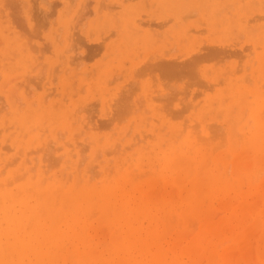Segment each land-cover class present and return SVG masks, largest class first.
I'll use <instances>...</instances> for the list:
<instances>
[{"label":"rangeland","instance_id":"1","mask_svg":"<svg viewBox=\"0 0 264 264\" xmlns=\"http://www.w3.org/2000/svg\"><path fill=\"white\" fill-rule=\"evenodd\" d=\"M18 1H20V0H17V2H15V0H1V2H0V6H1V8H0V25H2V26H0L1 28H0V30L2 31V36L1 37H3V36H5V35H7L8 34V38L6 37V38H4L3 39V41H0V43L2 42V44H0V52H2L1 54H3V55H1L0 54V58H2V60H0V84L2 83V81L4 80V78L3 77H5L6 76V78H5V80H6V82H8L9 81V79L11 80L12 78L14 79V81H13V79L11 80V81H9L8 83H6L7 85H4V86H8V87H5V88H7L8 90L10 89V90H12V94H13V96L16 94L17 95V97H16V95H15V97H13L14 99H12L10 96H9V94L7 95V93L5 94V92H8L6 89H4V93H2L1 91H0V96L1 97H4L5 95H7L8 97H10L11 98V100L14 102H16V101H20L21 103H19L20 105L21 104H27V103H30V104H33V103H35V105L37 104V106H39V104H38V102H42V103H44L45 104V106H47V105H49V103H51V104H54L56 101H58L60 98H61V102L62 101H64L65 102V100H66V102L67 103H63V104H65V106H67L68 107V105H69V107L68 108H71V109H68V110H64L65 108H64V105H63V107H62V105L60 104H58L57 102H56V104H58L57 105V108L56 109H58V107L59 106H61L60 108L62 109V108H64V109H60V111L58 110V113L57 114H49L50 116V118L49 117H47L46 116V120H48V123H47V121H44L43 119H44V115L41 117V119H42V121L40 122V126L38 127L39 129H33V128H37V125H35V126H33L31 129H33L34 131H33V133H32V130H31V132H30V130L29 129H27V130H23L22 128H20V126L17 124V123H14V125L12 124L13 122L11 121V111H12V109H11V107L9 106V104H8V100L6 99L7 98V96L6 97H4V98H2L1 99V97H0V106L2 107V109L4 110H1L0 112V125H1V123H2V125L0 126V128L2 129V128H4L3 126H5L6 124V122L4 123V118H6L7 116V119H8V123H7V125H8V128H9V130L7 131V133H6V131L5 130H3V131H1L0 132V144H2V146L0 145V151H2L1 150V147H2V149H4V151H2V152H4V154L6 155V156H8L9 157V155H10V153L9 154H6V153H8V152H10V150H11V152H12V150H13V152H12V154L13 153H15L14 152V149L17 151V150H19L20 149V147L21 148H23L22 150H19V151H17V153H15L16 155V157H14L13 155H12V159H13V157H14V159L16 158V159H18L17 157H18V155H19V159L21 160V162H19V159H18V162L20 163V165L21 166H23V163H22V161L24 160L25 161V157H26V155L27 154H25L26 153V151L28 150V148H32L33 147V150L32 151H34L35 152V154H34V152H29L30 151V149L28 150V152H29V154H28V160H27V162L29 161V163L30 162H32L31 163V165L30 164H27V165H25V163H24V165L25 166H28V165H30V167L31 166H33V164L36 162V160H38L36 163H38L39 165L41 164V166H43L44 167V170H46L47 168H48V170H46L45 172H47L48 174H49V176H52L53 177V175H54V180H56V179H58V177L60 176L61 177V174L63 173V174H66V175H63V176H65V178H66V180L67 181H70V180H72V182H73V180L75 179V178H73V176H76L77 177V174H79V176L77 177V179H80V178H82V176H84V175H86V173H87V169L89 170L90 168V171H88V172H90V176L92 177V183H95V182H97V184L98 183H104V182H106L107 180L108 181H117L118 179V181H119V183H121V185H122V182L123 181H125V179L124 178H126V177H124L125 175H127V177L129 176V177H131V173L129 174L128 173V171L126 172V170H129L130 171V169H132V167L134 166V163H135V166L134 167H136L137 166V163H138V165H140V166H138L137 167V169H133L134 171H132V173H137L140 177H138L137 178V176H136V179H134V177L133 176H135L136 174H134V175H132V177H133V179H132V177L130 178L131 180H132V182L130 181V179L127 181V182H125V184L124 185H126V186H124V187H127L126 189H127V191L129 190L130 192L131 191H133L132 192V194H134V196H132V194L130 193L129 194V196H128V198H126L125 200L126 201H128L129 203H131V206L134 204V200H135V202H137V198L136 197H140L139 195H140V192L141 193H145L144 191L145 190H148V192L146 191V193L145 194H147L148 193V195L149 194H151V192L153 193L155 190V193L154 194H156L155 196H157L158 195V197H152V196H154V194L151 196V198L155 201V200H158L157 201V203L159 202V203H161V201H162V203H161V206L159 205L158 207H155V208H153V209H150V212L148 211V212H144V211H140V213L141 212H144L143 214H144V216L143 215H141V214H139V216H138V218H139V221H138V218H137V220L133 223V225H135L136 226V223L138 224L137 225V228H138V230H137V232L138 233H136V235H139V232H140V236H142V237H144L143 239L146 241H139V240H143L142 239V237H140L141 239H139L137 236V240L139 241V242H137L138 243V245L136 244V246H133V245H128V246H130V247H128L127 248V245L123 248V249H120L119 248V246L117 247V248H115L116 246H112V242H111V237H110V232L108 233V231H107V233L105 232V227H106V225H110V226H112L113 225V223H108V222H105V223H103V222H101L100 220H99V218H100V216H101V212H99V213H97V215H95L96 213H94V215H92V211L94 210V209H92V211H90V213L86 216L87 217V219H88V222L90 223V224H93L92 225V230H91V228H89V229H87V234H88V236L92 239H90L89 237L87 238V240H90V242H88L89 244V247H88V249H90L91 250V253H95V258H97V259H94V258H92L91 259V261L89 262V264H91V262H92V264H121V262H120V260H122V261H126L127 259H128V261H127V263H122V264H144V262H145V264H155L156 262L154 261L156 258H155V256H156V254H157V257L158 256H160L159 255V251H162L161 253H163L162 254V256L161 257H163V258H161L160 260H162V264H177L178 262V264H199V262H200V260L202 261V262H200V264H264V258H262V256L264 257V255H262L264 252V212L262 211V209L264 210V170H262L264 167H263V164H264V161L262 162V161H260L261 163H258V161L256 162V156H257V153L254 151V149H252V148H246V147H244V145H242V142L246 139V138H248V136L250 135V132L249 131H251V130H253L254 131V129H258L257 128V126L256 125H258L257 123H256V121H257V117L254 119L252 116L255 114V112L257 111V113L259 112H261L262 114H261V116L260 117H264V110H263V108H264V104H263V101H264V99H263V101L261 100L260 101V99H258V98H261V93L259 92V90H261L263 93H264V87H261L262 85L264 86V55H263V52H264V40L263 41H259V37H262V38H264V0H229V2L227 1V0H224V3H226V4H223V2H222V4L224 5H222L221 4V0H219V2H218V0H171L172 2H168V1H170V0H147L146 2H145V0H105V2L103 1V0H46L47 2H44V0H21L20 2H18ZM32 1H33V4H32ZM35 1V2H34ZM94 1V2H93ZM101 1H103L102 3H100ZM110 1V3L111 4H109L108 2ZM205 1V2H204ZM223 1V0H222ZM234 1V2H233ZM240 1H241V3H240ZM252 1V2H251ZM5 2V3H4ZM9 2H10V4H9ZM37 2V3H36ZM191 2V3H190ZM203 2V3H202ZM238 2V3H237ZM243 2V3H242ZM256 2H258L256 5H255V3ZM259 2H262V5H260L261 3H259ZM14 3V5H12ZM15 3H18V4H15ZM20 3V4H19ZM62 5H61V4ZM116 4L117 3V6L118 7H116L115 5H112V4ZM146 3L148 4V6H146ZM218 3H220V4H218ZM236 3V4H235ZM251 3H253V5L251 4ZM22 4V5H21ZM49 4H50V6H49ZM102 4V7H100L102 10H100V8L98 7V6H100ZM105 4H107V5H105ZM207 4H209V5H212L214 8H218V9H215V14H211V12H208V11H206V9H205V7H204V5H207ZM229 4V5H228ZM251 4V5H250ZM4 5V6H3ZM8 5V6H7ZM10 5H12V6H14L13 7V9L11 8V6ZM18 7H17V6ZM35 5V6H34ZM51 5H54V6H52L53 7V9H52V7H51ZM58 5H60L59 7H58ZM70 5V6H69ZM109 5H112V10H111V7L109 6ZM153 5V6H152ZM225 5H227V6H225ZM238 5V6H237ZM19 6H21V7H19ZM25 6V7H24ZM80 6H82V7H80ZM220 6V7H219ZM230 8H229V7ZM253 6V8H254V10H252V7ZM4 7V9H3V12H4V17H2V15H3V12H2V8ZM6 7V8H5ZM40 8V10H38L37 8ZM51 7V8H50ZM69 7V8H68ZM86 7V8H85ZM159 7V8H158ZM197 7V8H196ZM224 7L225 8H227V9H225L224 10ZM260 7H261V9H262V7H263V12H262V10L260 9ZM9 8V9H8ZM57 8V9H56ZM97 8L100 10H97ZM186 8V9H185ZM194 8L195 9H197V14L195 13V15H197V16H189V18H186L187 19V21H185L184 19V16H185V14H187L186 12L187 11H190L191 12V10H194ZM16 9V10H15ZM50 9V10H49ZM80 9V11L78 12V10ZM83 9H84V12H83ZM203 9V10H202ZM221 9V10H220ZM11 10V11H10ZM12 10H13V12H12ZM31 10V11H30ZM54 10V11H53ZM86 10V11H85ZM202 10V11H201ZM217 10L219 11V13H217ZM222 10H224L223 12H222ZM21 11V12H20ZM56 11V12H55ZM99 11V12H98ZM152 11V12H151ZM184 11V12H183ZM259 11L261 12V13H259ZM8 12H9V14H8ZM17 12V13H16ZM23 12V13H22ZM42 12H44V13H42ZM51 12V13H50ZM67 12V13H66ZM80 12H82L81 14H80ZM192 12H196V11H192ZM232 14H230V13ZM248 12V13H247ZM12 13V14H11ZM46 13H47V15L48 16H46ZM88 15H87V14ZM11 14V15H10ZM19 14V15H18ZM84 14H85V16H84ZM146 16V17H144V15ZM190 14V13H189ZM192 14V13H191ZM220 14V15H219ZM241 14V15H240ZM255 14L257 15L258 14V16H255ZM10 15V16H9ZM23 16V17H20V16ZM39 15V16H38ZM44 15V16H43ZM55 15V16H54ZM142 15H143V17H142ZM149 15V16H148ZM188 15V14H187ZM186 15V16H187ZM194 15V14H193ZM7 16V17H6ZM28 18H27V17ZM31 16H34V18L33 19H35L34 20V22H33V19L31 20L30 19V17ZM37 16V17H36ZM54 17V19L52 20V18ZM82 16L84 17L83 19H82ZM181 16H183V17H181ZM206 16V17H205ZM214 16H216V17H214ZM254 16V17H253ZM260 16H262L261 18L262 19H259L260 18ZM20 17V18H19ZM39 17V18H38ZM41 17V18H40ZM43 17V18H42ZM45 17V18H44ZM48 17V18H47ZM86 17V18H85ZM100 17V18H99ZM140 19L139 21H138V23H137V21H136V19H138V18ZM206 19H205V18ZM243 18V19H240V18ZM258 17V18H257ZM9 18V19H8ZM23 18H24V21H21V19L23 20ZM37 18V19H36ZM51 18V19H50ZM80 18V19H79ZM116 18V19H115ZM143 18V19H142ZM170 18H172L171 19V21L169 20V22H167L168 21V19H170ZM184 18V19H183ZM229 18L231 19V22H230V20H229ZM248 18H251L250 20H252V18L255 20L256 18V22L253 20V22L252 21H250V26L247 24V22H248ZM43 19V20H42ZM46 19V20H45ZM73 19V20H72ZM76 19V20H75ZM119 21H121V22H119ZM153 19V20H152ZM206 21H205V20ZM208 19V20H207ZM216 19V20H215ZM233 19H235V20H233ZM259 19V20H258ZM9 20V21H8ZM14 20V21H13ZM45 20V21H44ZM82 20V21H81ZM100 20V21H99ZM126 20L127 21H130V23H128V25H127V27L125 26V22H126ZM143 20V21H142ZM147 20H148V22H147ZM165 20V22H167V24H166V26H165V24H164V21ZM225 20H226V22H225ZM243 20V21H242ZM42 21V22H41ZM43 21H44V23H43ZM81 21V22H80ZM136 21V22H135ZM144 22V23H142V22ZM146 21V22H145ZM150 21L152 22L151 24H150ZM177 21H179L180 23H177ZM205 21V22H204ZM224 21V22H223ZM36 22V23H35ZM80 22V23H79ZM93 22H95L94 24H93ZM105 22V23H104ZM118 22H119V25H118ZM153 22H154V24H153ZM162 23V25H161V23ZM177 24H179V25H177ZM205 23V24H203V23ZM253 24H252V23ZM255 22V23H254ZM2 23H4V24H2ZM26 25H25V24ZM37 23H38V25H37ZM74 23V24H73ZM77 25H76V24ZM141 23V24H140ZM158 23H160V25L161 26H163V27H160V25H158ZM200 23H202V24H200ZM207 23V24H206ZM249 23V22H248ZM71 24V25H70ZM81 25V26H79V25ZM149 24V26H146V25H148ZM208 24H211V26H206V25H208ZM221 24V25H220ZM223 24H225V26H223ZM231 24L233 25V27H230L231 26ZM240 24V25H239ZM247 24V25H246ZM256 24V25H255ZM18 25V26H17ZM21 25V26H20ZM24 25V26H23ZM35 25V26H34ZM74 25H76V28H75V26ZM4 26H9L10 27V29L8 28V32H7V34H5L6 33V31H7V27H4ZM27 26V27H26ZM79 26V27H78ZM84 26V27H83ZM245 26V27H244ZM247 26V27H246ZM251 26H252V29L250 30V28H251ZM13 27V28H12ZM15 27V28H14ZM19 27V28H18ZM60 27V28H59ZM62 27V28H61ZM81 27V28H80ZM83 27V28H82ZM118 27V28H117ZM155 27V28H154ZM254 27V28H253ZM17 28H18V30H17ZM23 28V29H22ZM42 28V29H41ZM75 28V29H74ZM80 30H78V29ZM229 29L230 31H233V32H235V33H237L238 34V32L240 33V31H242V33H244V34H242L243 35V37H241V35H239V36H237L235 33L233 34V36H236V37H239V38H233V36H232V38H233V40H232V38L230 39H228V33H224L227 29ZM232 28H234V29H232ZM5 29V30H4ZM25 30V31H23V32H25V33H23L22 32V30ZM30 29V30H29ZM37 29L39 30V31H37ZM62 29V30H61ZM117 29V30H116ZM153 29V30H152ZM188 29H189V31H188ZM203 29H205L206 31H205V33H204V30ZM226 29V30H225ZM237 30V32H236V30ZM246 31V29L247 30H250L251 32H249L248 34H247V32H244V30ZM254 29V30H253ZM256 29V30H255ZM3 30L5 31V33L3 32ZM32 30V31H31ZM40 30H41V32L42 33H40ZM58 30H60V31H58ZM73 30H75L74 32H72ZM92 30V31H91ZM108 30V31H107ZM111 30H114V31H111ZM115 30H116V32L117 33H114L115 32ZM161 30V31H160ZM200 30V31H199ZM203 30V31H202ZM11 31V32H10ZM14 31H16L17 33H15ZM20 31H21V33H20ZM28 31V34H29V37H28V39H27V35H25V34H27L26 32ZM30 31V32H29ZM103 31V32H102ZM107 31V32H106ZM157 31L159 32V34L158 35H155V33L157 34ZM185 31V32H184ZM186 31H188L187 33H186ZM207 31H209V33L207 32ZM212 31V32H211ZM224 31V32H223ZM12 32H14L13 33V35H12V37H11V39H10V37L9 36H11V34H9V33H12ZM76 32V33H75ZM78 32H79V34H78ZM83 32H85V33H83ZM91 32L92 33H94L93 34V36L91 35ZM110 32H112V34H114V35H110V37H109V33ZM161 32H162V34H161ZM202 32V33H201ZM216 32H218V33H216ZM233 32H231V33H233ZM3 33H4V35H3ZM32 33V34H31ZM36 33H37V35H36ZM59 34L58 35V37L59 38H57V35H55V34ZM72 33H74V34H76L75 36L72 34ZM100 33L102 34V36L100 35ZM118 33H119V35H118ZM153 33H154V35H153ZM214 33V35H212V34ZM231 33H229V37H230V34ZM111 34V33H110ZM117 34V35H116ZM161 34V35H160ZM202 34V35H201ZM209 36H208V35ZM17 35H18V37L19 38H21L22 37V41H26L27 42V40H28V43H27V46L28 47H30L29 48V53H30V58H28L27 59V57H26V55L24 56V55H22L23 57H26V62L25 61H23V58L21 57V56H19L20 54L19 53H23V49L22 48H20L19 46H18V44H17V42H16V39H17ZM38 35H40L39 37H38ZM89 35H90V37H89ZM188 35L189 36H191L190 38L188 37ZM210 35H212L211 37H210ZM252 35H254V36H252ZM26 38H25V37ZM71 36V37H70ZM111 38V39H104V38ZM159 36V37H158ZM162 36V37H161ZM244 36H246L245 38H244ZM0 37V38H1ZM30 37L32 38V39H30ZM36 37V38H35ZM85 37V38H84ZM113 37V38H112ZM159 38L158 40H160L159 42L157 41L156 42V40H157V38ZM208 37H210L209 39H208ZM43 38V39H42ZM79 38H81V39H79ZM84 38V39H83ZM101 38H103V39H101ZM164 38V39H163ZM190 39L189 41H187V39ZM255 40H254V39ZM6 39V40H5ZM13 39V40H12ZM27 39V40H26ZM34 39V40H33ZM42 39V40H41ZM48 39V40H47ZM78 39V40H77ZM115 39H118V41L116 40V43H115ZM181 39H185V41H183L182 40V42L180 43V40ZM0 40H2V39H0ZM7 41V40H9V41H7L6 43H5V41ZM58 40H59V42H58ZM62 40V41H61ZM68 40H70L69 42H68ZM74 40H76V42H73ZM84 40V41H83ZM105 41L106 40V43L105 44H103V42L102 41ZM112 40V42H110ZM140 40V41H139ZM165 40V41H164ZM216 42H215V41ZM251 40V41H250ZM15 41V42H14ZM46 41H47V43H46ZM55 41V42H54ZM78 41V42H77ZM80 41H83L82 43L80 42ZM137 41V42H136ZM139 41V42H138ZM194 41V42H193ZM224 43H223V42ZM257 41V42H256ZM8 42H11L12 44H10L11 46H10V49H9V47H5V46H7V43ZM13 42H14V45H13ZM30 42H31V45H30ZM35 42V43H34ZM61 42V43H60ZM101 42V43H100ZM212 42V43H211ZM250 42H251V44H250ZM261 42V43H260ZM48 43H50L49 45H48ZM70 43V44H69ZM75 43V44H74ZM85 43V44H84ZM92 43V44H91ZM110 43V44H109ZM130 43H131V45H130ZM155 43V44H154ZM211 43V44H210ZM216 43H218V44H216ZM223 43V44H222ZM9 44V43H8ZM29 44V45H28ZM42 44H46V46L48 45V47L47 48H49V46H50V53H49V51H48V49L47 48H45V50L46 51H44V48H42V47H46L45 45H43L42 46ZM54 44H55V46H54ZM80 44H82V45H80ZM99 44H101V45H103V47L102 48H104V49H100V50H97V48H98V45ZM111 44H113V46H111ZM116 44V45H115ZM221 44V45H220ZM71 45V46H70ZM75 45V46H74ZM78 47H77V46ZM101 45H99V46H101ZM108 45H110L109 46V48H107L108 47ZM115 45V46H114ZM220 45V46H219ZM223 45H224V47L226 46V49L224 48L223 49V53L225 54V53H227L228 55H226L225 54V56L224 57H226L227 56V58H224L223 56H219V54H221V53H219V52H221V50H219L220 49V47L221 48H223ZM232 45V46H231ZM39 46H40V48H39ZM90 46V47H89ZM94 46V47H93ZM218 46V47H217ZM229 46V47H228ZM250 48H249V47ZM257 46L258 47H260V48H257ZM36 47V48H35ZM38 47V48H37ZM76 47V48H75ZM91 47H93V48H91ZM129 49H128V48ZM219 48V49H217V48ZM255 47H256V49H255ZM7 49V50H10L11 52L9 53V51L7 52L6 50H4V51H1L2 49ZM95 48V49H94ZM106 48V49H105ZM172 48V49H171ZM212 48L213 49H216V51L218 50V52L216 53V51H215V53H213V56H212V54L210 55V50L209 49H211L212 50ZM236 50H235V49ZM243 48V49H242ZM245 48V49H244ZM248 48H249V51L251 52H249L248 51ZM37 49H40V50H38L37 51ZM43 49V50H42ZM69 50L68 51V53H67V51H65V50ZM89 49H90V51H89ZM136 49V50H135ZM170 49V50H169ZM175 51H174V50ZM240 49V51H238ZM22 52H21V51ZM106 50H108V51H106ZM165 50V51H164ZM206 50H209V51H207L206 52ZM16 51V55H17V53H18V55L16 56V55H14V60H13V58H10V57H13V55H11V54H13L12 52H15ZM35 51V52H34ZM42 51H44L43 53H42ZM65 51V52H64ZM95 51V52H94ZM97 51V52H96ZM99 51H100V53H99ZM168 52L169 51V53H165V52ZM238 51V52H237ZM6 52V53H5ZM38 54H37V53ZM46 52V53H45ZM53 54H52V53ZM63 52H64V55H63ZM93 52V53H92ZM209 52V53H208ZM238 53L239 55L237 56L236 54H234V53ZM239 52H241V53H239ZM123 53V54H122ZM141 53V54H140ZM23 54H26V52L24 51V53ZM41 54V55H40ZM96 55V56H94V55ZM110 54H111V56H110ZM153 54V55H152ZM32 55L34 56V57H32ZM43 55V56H42ZM59 55H61L62 57H64V59L66 58V61H64V63L65 62H67L66 64H64V63H62V61L64 60L62 57L60 58V57H58ZM108 55V56H107ZM119 55V56H118ZM121 55L123 56V57H121ZM128 55V56H127ZM157 55V56H156ZM160 55H161V57H160ZM163 55H165V56H163ZM180 55V56H179ZM214 55H218L217 57L216 56H214ZM223 55V54H222ZM231 55H232V57H231ZM233 55H235V56H233ZM8 56H10L9 58H8ZM40 56V57H39ZM156 56V59L154 58ZM163 56V57H162ZM179 56V57H178ZM191 56V57H190ZM229 56V57H228ZM245 56V57H244ZM22 60H19V58ZM68 57H70L71 59L69 60V58ZM119 57V58H118ZM150 57V58H149ZM158 57V58H157ZM204 57V58H203ZM219 57V59H217ZM220 57H222L224 60H223V62H220V60H222V58H220ZM242 57V58H241ZM40 58V59H39ZM114 58L116 59V62H115V60H114ZM120 58H122V59H120ZM148 58H149V60H148ZM163 60H162V59ZM165 58V59H164ZM167 58V59H166ZM171 58H174V61L177 63L178 61H180V62H182L183 61V64L182 63H180L181 64V66L182 67H184L183 69L185 70V73H184V75L182 74L181 76H187V78L186 77H178V78H176L177 76H180L178 73H176V72H173V75H172V73H171V76H173V77H170V78H168L167 79V77H164L163 76V78H162V74H166L165 72L164 73H161V70H165V68H163V66H161V64L160 63H164V61H166V60H168L167 62L169 63L170 61L169 60H173V59H171ZM175 58H178V60L177 59H175ZM190 58H192V59H190ZM244 58V59H243ZM61 59V60H60ZM68 59V60H67ZM125 59V60H124ZM148 61H147V60ZM197 61H196V60ZM202 59V60H201ZM206 59H208V60H206ZM20 61V62H18V61ZM24 60H25V58H24ZM36 60V61H35ZM161 60V61H160ZM119 61H122L121 63L119 62ZM145 61H147V63L145 64L144 62ZM173 61V62H174ZM198 61H200V62H198ZM203 61V62H202ZM24 62V63H23ZM39 62H41L42 63V65H41V63H39ZM70 62V63H69ZM125 62V63H124ZM156 62H158V63H156ZM166 62V63H167ZM172 62V63H173ZM261 62V63H260ZM2 63H4V64H2ZM8 63V64H7ZM39 63V64H38ZM61 63V64H60ZM152 63V66H154L153 65V63H156L155 64V67H156V65L158 66H160L159 68V70H158V67L156 68L157 70H156V74H155V69H153V71H154V73H153V71H152V69L151 68H153L152 66L150 67L148 64H151ZM179 63V62H178ZM177 63V64H178ZM186 63V64H185ZM197 63H200V65H198ZM253 63H256V64H253ZM10 64V65H9ZM38 64V65H37ZM43 64H45L44 65V67L46 68H44L43 70H41L40 68H43ZM47 64H48V66H47ZM58 64H60L59 65V67L57 66ZM143 64H145V65H143ZM175 64V63H174ZM177 64H176V66H177ZM187 64H190V65H188L187 66ZM196 64L199 66V67H197L196 66ZM223 64V65H222ZM239 64V65H238ZM7 65V66H6ZM12 65H15V70H17V71H15L14 70V66H12ZM37 65V66H36ZM62 65V66H61ZM63 65H64V67H63ZM66 65V66H65ZM104 65H106V67H104ZM9 66H11V68L9 67ZM23 66V67H22ZM42 66V67H41ZM47 66V67H46ZM55 66V67H54ZM100 66H101V68H100ZM140 66V67H139ZM148 66V67H150V70H148V71H150V72H148L147 70H146V67ZM180 65L178 64V67H176V68H178L179 70L178 71H180L181 69V67H179ZM190 66V67H189ZM192 66V67H191ZM237 66H238V68H237ZM242 66V67H241ZM245 66H247L248 68L246 69V67ZM17 67V68H16ZM37 67V68H36ZM49 67L51 68V70L49 69ZM56 67H58L59 68V70H62V71H60L59 72V70H57L58 68H56ZM94 67V68H93ZM193 67H194V69H193ZM198 69H197V68ZM261 67H263V70H262V68ZM20 68V69H19ZM32 68V69H31ZM53 68H55L54 69V71H53ZM75 68V69H74ZM93 68V69H92ZM135 68V69H134ZM173 68H175V65L173 66ZM209 68H210V70H209ZM242 69L241 70V72H239L238 73V71H240V70H235V69ZM5 69V71H4V73L2 72V70H4ZM10 71V73L9 72H7L8 70ZM14 71V72H12V70ZM25 69V70H24ZM34 69V70H33ZM67 69H69V70H67V72H66V70ZM109 69H111V70H109ZM116 69H117V71H116ZM188 69V70H187ZM189 69H192L191 70V72L192 73H190L189 72ZM7 70V71H6ZM33 70V71H32ZM41 70V71H40ZM94 72H93V71ZM98 70H99V78H97V76H98ZM105 70V71H104ZM138 70H140V73H138L139 71ZM187 70V71H186ZM197 70V71H196ZM229 70H230V72L231 71H233L234 73H229ZM42 71H45L44 72V74H42L43 72ZM65 71V72H64ZM104 71V72H103ZM108 71V72H107ZM135 71V73L137 74H133V72ZM137 71V72H136ZM143 71V72H142ZM148 72V74L149 73H151L152 72V76L151 75H148V74H145V73H147ZM166 71V70H165ZM182 71V70H181ZM181 71H180V73H181ZM206 73H205V72ZM227 71H228V73H227ZM255 71V72H254ZM263 71V72H262ZM9 73L8 74V76H7V73ZM12 72V73H11ZM54 72V73H53ZM55 72H58V73H56L55 74ZM93 72V73H92ZM102 72V73H101ZM141 72L143 73L142 75V77H139L138 78V76H141ZM159 72V73H158ZM184 71H182V73H183ZM192 74L191 76H194L193 75V73H196L195 75H197L196 77H194V78H196L195 79V82L192 80V78L193 77H191L190 76V74ZM208 72H210V73H208ZM216 72H217V74H219L220 73V75L219 76H221V78L223 79V80H221L220 82L218 81V79L220 78L218 75H216ZM237 72V73H236ZM253 72V73H252ZM6 73V74H5ZM53 73V74H52ZM67 73V74H66ZM76 73V74H75ZM83 73V74H82ZM122 73V74H121ZM170 73V72H169ZM207 73H208V77H207ZM213 73V74H212ZM221 73H224L225 74V76H223L224 74H221ZM248 73H249V76H246V74L248 75ZM255 73V75H253ZM4 74V75H3ZM27 75V76H25V75ZM46 74V75H45ZM55 74V75H54ZM59 76H58V75ZM65 74H66V76H65ZM130 74V75H129ZM139 74V75H138ZM146 76H145V75ZM155 75V79H157V81L156 82H153V80L152 79H154L153 77H154V75ZM168 74V73H167ZM166 74V75H167ZM186 74V75H185ZM210 74H212V75H210ZM232 74H234V75H232ZM253 75V77H252V75ZM21 75V76H20ZM23 75L25 76V78H26V82L25 81H23L25 78L23 77ZM31 75V76H30ZM44 75V76H43ZM50 75V76H49ZM73 75L75 76V77H73ZM86 75V76H85ZM132 75H134V77L132 76ZM161 75V76H160ZM175 75V76H174ZM189 75V76H188ZM226 75H228V78H227V76ZM19 76V77H18ZM30 77V78H28L27 79V77ZM41 76V77H40ZM100 76H101V79H100ZM115 76V77H114ZM119 76V77H118ZM145 76V77H144ZM167 76H169V75H167ZM201 76V77H200ZM213 76H216V77H214L213 78ZM219 78H218V77ZM247 78H246V77ZM260 76V77H259ZM46 77V79H44ZM56 77V79H54L53 80V78H55ZM66 77H68V78H66ZM72 77V78H71ZM86 77V78H85ZM92 78V80L90 79V81L88 80L89 78ZM116 78V79H114V78ZM135 78V82L136 83H138V85L137 84H134L135 82H134V79L133 78ZM143 77L145 78V79H143ZM148 77H150L149 79H148ZM190 77V78H189ZM203 77V78H202ZM224 77V78H223ZM43 78V79H42ZM64 78V79H63ZM103 78V79H102ZM120 78V79H119ZM186 78V79H185ZM201 78V79H200ZM206 78H207V80H206ZM220 78V79H221ZM225 78H227L226 79V82H224V79ZM253 78V79H252ZM261 78V80H259ZM17 79V80H16ZM38 79V80H37ZM83 79V80H82ZM97 79H98V81H97ZM112 79V80H111ZM168 81H167V80ZM170 79V80H169ZM174 79V80H173ZM176 79V80H175ZM179 79V80H178ZM198 79V81H196ZM202 79H203V81H205V82H203L202 81ZM215 79V80H214ZM232 79H233V82H232ZM246 79L248 80V79H250V80H248V81H250V82H248V81H246ZM263 79V80H262ZM37 80V81H36ZM40 80L42 81L41 82V84H42V86H41V84H40ZM53 80V81H52ZM66 82H65V81ZM86 80H88V81H86ZM95 81V82H100L99 84H100V87L102 86V88H99V86H98V83L96 84L95 82V84L92 82V81ZM110 80H111V82H110ZM130 80H132L131 82H130ZM173 80V81H172ZM238 80V81H237ZM240 80V81H239ZM29 83H28V82ZM103 81V82H102ZM110 82V84H109V82ZM159 81V82H158ZM163 81V82H162ZM165 81V82H164ZM172 81V82H171ZM179 81V82H178ZM182 81V82H181ZM210 82V84H208L209 82ZM218 81V82H217ZM252 81V82H251ZM257 81V82H256ZM258 81H260L259 83H258ZM5 82V81H4ZM53 82V83H52ZM61 82H62V85H61ZM74 82L76 83V84H74ZM86 82H89V84L88 83H86ZM133 82V83H132ZM149 82V83H148ZM157 83L156 85L155 84H153V83ZM161 82L164 84V86H162V84H161ZM171 82V83H170ZM175 82V83H174ZM176 82H177V84H176ZM201 82H203V83H201ZM206 82H208V83H206ZM218 83V85L216 84L215 85V87H210V86H212V84L211 83H213V85L215 84V83ZM221 82H223L224 84H226V83H228V85L226 84V85H223V83L221 84ZM237 82L238 83H241V84H237ZM16 83V84H15ZM27 83V84H26ZM55 83V84H54ZM63 83H65V86H63ZM69 83H71V84H69ZM206 83V84H205ZM220 83V84H219ZM232 83H233V85H232ZM3 84V83H2ZM5 84V83H4ZM16 85L14 88H13V86L14 85ZM35 84V85H34ZM40 84V85H39ZM90 84H91V86H90ZM93 84V85H92ZM102 84V85H101ZM133 84H134V86H133ZM153 84V85H152ZM175 84H176V86H175ZM209 86H208V85ZM237 85H241V88H240V86L239 87H237V89H241V92H242V90L245 88V86H248L249 88H252V93H251V90L249 89V90H246V92H250V94H255L256 96L255 97H257L256 99H258L257 101H258V104H254L255 102V97L253 98V100L252 101H250L251 102V104H254L253 105V107L251 108V106L252 105H247L248 103H249V99L247 100V104L245 103V101H244V97H246V95H248V98H250V100H251V96H250V94H249V92L246 94V92L244 93V94H246L245 96H243L244 94H243V92H242V99L243 100H241V98L239 99L238 98V100H232V98H230L231 97V95H230V93H228L229 94V97H227L228 96V94L226 95V93H227V91L229 90V87H231L232 88V90H234L235 88H236V86ZM245 84V85H244ZM10 85H13L12 86V88H11V86ZM19 85L20 86H22V87H20V88H18L19 87ZM25 85V86H24ZM67 85H71L70 87L69 86H67ZM87 85V86H86ZM95 85H96V90H94V87H95ZM105 87H104V86ZM126 85V86H125ZM219 85H222V86H219ZM242 85H244V87L242 86ZM252 85V86H251ZM259 85V86H258ZM32 86H35V87H32ZM67 86V87H66ZM84 86V87H83ZM89 86V87H88ZM93 86V87H92ZM123 86V87H122ZM131 86V87H130ZM132 86L134 87L133 89H132ZM140 87V88H136V87ZM157 88H156V87ZM205 86H208V87H210V88H208V87H205ZM227 87V89H225L226 87ZM235 86V88H233ZM0 87H2V86H0ZM32 87V88H31ZM69 87V88H68ZM90 87H92V88H90ZM122 87V88H121ZM124 87H126V88H124ZM247 87V88H248ZM4 87H2V89H3ZM27 88V89H26ZM42 88V89H41ZM51 88V89H50ZM68 88V89H67ZM76 90H75V89ZM87 88H89V90L87 89ZM139 89V90H136V89ZM149 88H150V90H149ZM212 88V89H211ZM217 88V89H216ZM221 88V89H220ZM231 88H230V90H231ZM247 88H245V89H247ZM258 88H260V89H258ZM1 89V88H0ZM66 89V90H65ZM83 89V90H82ZM100 89H102V91L100 90ZM125 89V90H124ZM128 89V90H127ZM133 90V92H132V90ZM135 89V90H134ZM148 89V90H147ZM164 89V90H163ZM208 89V90H207ZM210 89V90H209ZM213 89H215V90H218V91H215V90H213ZM222 89L224 90H227L226 91V93L224 92V91H222ZM237 89H235L236 91H238ZM245 89H244V91H245ZM254 89H256V91H253ZM17 90V91H16ZM55 90V91H54ZM98 90H99V92H98ZM121 90V91H120ZM124 92H123V91ZM130 90V91H129ZM146 90V91H145ZM162 90V91H161ZM203 90V91H202ZM28 91V92H27ZM51 91H52V93H51ZM84 91V92H83ZM89 91V92H88ZM92 91V92H91ZM128 91H129V94L128 95H130V96H128V95H126L127 93H128ZM135 91H137V93H135V94H133ZM158 91V92H157ZM161 91V92H160ZM14 92V93H13ZM24 92H25V95H23L24 94ZM55 92V93H54ZM91 92V93H90ZM105 92V93H104ZM116 92H118V93H116ZM120 92V93H119ZM141 92V93H140ZM223 94V92L225 93L224 95H225V97H227V98H223L224 97V95L222 96H220V94ZM254 92H256V93H254ZM10 93V92H9ZM28 93V94H27ZM50 93V94H49ZM58 93V94H57ZM130 93H132V97H131V94ZM148 93V94H147ZM150 93V94H149ZM157 93V94H156ZM217 93L219 94L218 96L219 97H222L223 98V100L221 99V101H224V100H228V98H230V102L231 103H229V100H228V102L227 103H223L222 105H223V107H224V110L225 111H222V109L223 108H221V111H219L220 110V108H219V101H220V99H219V101H218V103H215L217 100H215L214 101V99H213V101L211 100L212 98H215L216 99V96L215 95H217ZM258 93H260V94H258ZM3 94H4V96H3ZM32 94H34V95H32ZM49 94V95H48ZM53 94H54V96H53ZM64 94H66V95H64ZM119 94V95H118ZM121 94H123V95H121ZM139 94H141V95H139ZM153 94L155 95V96H153ZM195 94V95H194ZM212 94V95H211ZM10 95H11V93H10ZM27 95H29V96H31V97H28ZM41 95L43 96H46L47 97V99H45V98H43V97H41ZM74 95V96H73ZM98 95V96H97ZM102 97H101V96ZM108 95V96H107ZM126 95V96H125ZM144 97H143V96ZM160 95V96H159ZM172 95V96H171ZM12 96V95H11ZM22 96H25L24 98L25 99H23V97ZM65 96V97H64ZM112 96L114 97V98H112ZM119 98H118V97ZM140 96H142L143 97V100H142V97L140 98ZM146 96H148V98L146 97ZM158 96V97H157ZM241 96V95H240ZM239 96V97H240ZM260 96V97H259ZM264 96V95H263ZM21 98V100H19L20 98ZM26 97H27V99H26ZM39 97H41L40 99H39ZM49 97V98H48ZM129 97V98H128ZM132 99H131V98ZM146 97V98H145ZM154 97H156L154 100H153V98ZM209 97V99H207ZM211 97V98H210ZM253 97V96H252ZM17 98V99H16ZM38 98V99H37ZM62 98H63V100H62ZM66 98V99H65ZM72 98V99H71ZM105 98V99H104ZM112 98V99H111ZM128 98V99H127ZM137 98V99H136ZM140 98V99H139ZM158 98H160V99H158ZM262 98H264V97H262ZM30 99V100H29ZM45 101H44V100ZM70 99V100H69ZM73 99H75V101L76 102H72V101H74ZM77 99V100H76ZM108 99H109V101H108ZM130 99V100H129ZM147 99V100H146ZM208 100V102H209V100H211V102L210 103H213V104H218V106L217 105H215V107H213V106H211V108H209V111H208V107H210V103L208 104V107L205 109V111L203 110L202 111V109L200 108L201 106L202 107H205L206 106V101ZM10 100V99H9ZM56 100V101H55ZM98 100V101H97ZM125 100V101H124ZM131 100H133V102L131 101ZM135 100V101H134ZM154 102H153V101ZM157 101V103H155L156 101ZM193 100V101H192ZM202 100V101H201ZM239 100H241V105H240V103L239 102H236V101H239ZM5 101V102H4ZM52 101L54 102V103H52ZM60 101V100H59ZM97 101V102H96ZM99 101H100V104H99ZM117 101H118V103H117ZM127 101V102H126ZM131 102L130 104H129V102ZM137 101H139V102H137ZM140 101L142 102V101H144V102H142V104L140 105V104H138V103H140ZM201 102L200 103V107L197 105V107L195 108V105L198 103V102ZM203 101H205V102H203ZM245 103L243 106L244 107H241L242 106V104H243V102ZM256 101V102H257ZM24 102V103H23ZM37 102V103H36ZM48 102V103H47ZM92 102V103H91ZM114 102H115V104H114ZM124 102H126V103H124ZM135 102H137L136 104H135ZM159 102H161V105H157ZM207 102V103H208ZM254 102V103H253ZM90 103V104H89ZM109 103V104H108ZM128 103V104H127ZM190 103H192L189 107H188V104H190ZM221 103V102H220ZM228 103L230 104V108H229V105H228ZM237 103H239V108L238 107H236L237 109V111H235L234 109H235V106H237V105H235V104H237ZM18 104V105H19ZM24 104V105H25ZM67 104V105H66ZM87 104H88V106L90 107V105H91V108L89 109V108H87L88 106H87ZM114 104V105H113ZM118 104H119V106H118ZM132 104V105H131ZM138 104V105H137ZM152 104V105H151ZM195 104V105H194ZM205 105V106H203V105ZM225 104H227L226 106H225ZM260 104V105H259ZM19 105V109H23V108H26V107H21ZM24 105H22V106H24ZM71 105V106H70ZM96 105V106H95ZM123 105V106H122ZM126 105L128 106L127 108H126ZM135 105V106H134ZM154 105V106H153ZM158 107H157V106ZM194 106V108L193 107H191V106ZM212 105V104H211ZM221 105V104H220ZM221 105V106H222ZM245 105H247L248 106V109H246V107H245ZM257 105V106H256ZM263 105V107H261ZM3 106H6V108L5 107H3ZM16 106H17V102H16ZM27 106V105H26ZM80 107V111H79V107ZM110 106V107H109ZM111 106H112V108H111ZM113 106H114V108H113ZM120 108L121 107V110H124V109H126V110H124V111H121L120 109H118V107ZM133 107L132 108V112L130 113L129 112V110H130V107ZM161 106V107H160ZM181 106H183V107H181ZM217 106V107H216ZM233 106H234V108H233ZM250 106V107H249ZM0 107V108H1ZM67 107H66V109H67ZM97 107V108H96ZM136 107V108H135ZM154 107H155V109H154ZM162 107H164V108H162ZM166 107V108H165ZM212 107H213V109H217L218 108V110H217V113H215L214 114V112H215V110H213L212 109ZM55 108H54V110H55ZM96 108V111H95V113L94 114H89V113H86L87 111L88 112H94V109ZM117 108V109H116ZM124 108V109H123ZM153 108V109H152ZM156 108L159 110V109H161V110H159V111H157L156 110ZM179 108V109H178ZM198 108H200L201 110V115H200V111L198 112V113H196L199 109ZM233 108V109H232ZM240 108H242L240 111H239V109ZM249 108H251L250 109V113H249ZM261 108H262V110L263 111H260L261 110ZM7 109V110H6ZM84 109V110H83ZM136 109H139L138 111L136 110ZM145 109H146V111H145ZM166 109V110H165ZM204 109V108H203ZM234 110L235 111V114H234V112L232 113V111H231V113L232 114H230V115H238V117L236 116V117H233V118H231V116H228V117H226L227 116V112H229L230 110ZM248 110V113H243V111H245V110ZM253 109H255V111H253ZM46 111H48V109H45ZM78 110V111H77ZM84 112H83V111ZM92 110V111H91ZM99 110V111H98ZM113 110V111H112ZM149 110V111H148ZM151 110V111H150ZM162 110H164V112L162 111ZM208 112H207V111ZM3 111V112H2ZM10 112V113H8V112ZM49 111H52L51 109L49 110ZM66 111V114H67V116H66V114L64 113ZM72 112V114L74 115H68V113L69 112ZM97 111L99 112V113H97ZM131 111V110H130ZM142 111V112H141ZM157 111V112H156ZM185 111V112H184ZM187 111V112H186ZM194 111H196V112H194ZM218 111L221 113V112H223L222 114H226V116H224V115H220V113L218 114ZM53 112V111H52ZM54 112H57V110L56 111H54ZM76 112V113H75ZM115 112V113H114ZM147 112V113H146ZM184 112V113H183ZM192 112H194L195 113V115L196 114H198V116H195L194 115V113H192ZM211 112L214 114V117L215 118H213V114H211ZM239 112V114H237ZM240 112H242V114L240 113ZM247 112V111H246ZM252 112H254V114L252 113ZM7 113V114H6ZM59 113H64L65 114V116L66 117H68V118H71V119H69V121H67V118L65 117V118H63V116L60 114V115H58ZM118 113V114H117ZM128 113V114H127ZM130 113V114H129ZM150 113V114H149ZM182 115H181V114ZM203 113H206V115H202ZM230 113V112H229ZM63 114V115H64ZM71 114V113H70ZM87 114H89V115H87ZM98 116H97V115ZM109 114V115H108ZM125 114H127L126 116H124ZM143 114V115H142ZM154 114H156V117H155V115ZM178 114V115H177ZM193 114V115H192ZM217 114V115H216ZM52 115H57V117H62L63 119H66V124H64L63 122V120H62V118H60V119H58V121H54L52 118L53 117H51ZM76 115V116H75ZM94 115V116H93ZM111 115V116H110ZM154 115V116H153ZM180 115V118L178 119L177 117ZM229 115V114H228ZM243 115L244 116H246V117H248V115H250L249 117H250V119L252 120V122L251 121H249V120H247V118L245 117V119H244V117H243ZM5 116V117H4ZM11 116V117H10ZM89 116V117H88ZM96 116V117H95ZM109 116V117H108ZM148 116H150V117H154V118H151V120L152 119H154L153 120V123H155L157 120L159 121H161V122H164L163 124L160 122H158L159 124H161L160 126L158 125V123L157 124H153L154 126H151L150 125V122L151 121H149L150 119H148V118H150V117H148ZM164 116V117H163ZM204 116H206L205 118H204ZM208 116V117H207ZM219 116H220V118L221 119H219ZM240 116H241V118H240ZM3 117V118H2ZM87 117V118H86ZM120 117V118H119ZM124 117V118H123ZM126 117H128V118H126ZM143 117V118H142ZM159 117V118H158ZM191 117V118H190ZM197 117H199V119L197 118ZM218 117V118H217ZM225 117V118H224ZM243 117V118H242ZM10 118V119H9ZM49 118V119H48ZM94 118H95V122H93L94 121ZM97 118V119H96ZM136 118V119H135ZM139 118H141V119H144L145 120V118H147L146 120H145V122H146V125H145V123L143 122V120H142V123H143V126L145 125L146 127H147V130H148V132L147 133H150V134H152V135H154L153 133L155 132V133H159L160 135H164L165 134V132H166V134H170V132H172V134H170L172 137H170V138H172V139H174V138H176V139H174V140H170V143H169V140L167 139L169 136H167V135H164L163 136V138H165L166 137V139H161V137L162 136H159V134L158 135H154L155 137H152V135H147L146 134V132L145 133H142V132H144V130L143 131H140L139 130V126H138V128L136 127V122H137V125H139L138 123H140V122H138L139 121ZM173 118V119H172ZM183 118H186L185 120H183ZM202 118V119H201ZM55 119V118H54ZM101 119V120H100ZM127 119V120H126ZM177 119V120H176ZM180 119H182L183 121L181 122V120ZM195 119V120H194ZM219 119V120H218ZM231 119H233V120H231ZM240 119V120H239ZM242 119H244V120H242ZM254 119V120H253ZM264 119V118H263ZM1 120H2V122H1ZM55 120H57V118L55 119ZM89 120L91 121V122H89ZM93 120V121H92ZM125 120V121H124ZM134 120H136V122H134ZM189 120V121H188ZM200 120V121H199ZM207 120H209V121H207ZM239 120V121H238ZM52 121H54L55 123H53ZM81 121H82V123H81ZM102 121H104V122H102ZM117 121H118V123H117ZM119 121H121V123H119ZM133 121V122H132ZM155 121V122H154ZM195 121H196V123H195ZM204 121V122H203ZM222 121H224V122H222ZM248 121V122H247ZM42 122H43V126L41 125L42 124ZM44 122H46L47 124L45 125V123ZM71 122H73V123H71ZM86 122V123H85ZM88 122V123H87ZM98 122L100 123V124H98ZM184 122H186V124L184 123ZM199 124H198V123ZM213 122V123H212ZM240 122V123H239ZM245 122H247L246 123V125H245V127H246V129H245V132H247L246 133V135H243V134H240V132H238L237 133V131H235V129L237 128L239 131H241L242 129L241 128H243L244 126V124H245ZM70 123L72 124V125H74V127H75V130L74 129H70L71 127H73L72 125H70ZM93 125H92V124ZM95 123V124H94ZM106 123V124H105ZM167 123V124H166ZM182 123L186 126V128H185V130H184V127H183V125H182ZM203 123H207L206 125H203ZM233 124V126H232V124ZM234 123H236V127H235V129H234V131L236 132V136L234 137L233 136V138H235L236 139V142L238 143L239 142V144H237V146H239V148L237 147V150H235V152H237V153H233V150H230V143L232 142H230V140H229V135L231 134V128L230 127H234L235 126V124ZM254 123H256V125L254 124ZM53 124V125H52ZM84 124V125H83ZM109 124H112V125H109ZM119 124V125H118ZM141 124V123H140ZM151 124H152V122H151ZM170 124H172V126L174 125V127L176 126V127H178V128H176V129H174L173 127H171V125ZM188 124H189V126H188ZM193 124V127L194 128H192L191 127V125ZM195 124H197V125H195ZM6 125V126H7ZM12 125V126H11ZM57 125V126H56ZM98 125H100V126H98ZM151 127H150V126ZM168 125H169V127L171 128V130L168 128ZM252 125H255V127L253 128V126ZM17 126H19V127H17ZM46 126L48 127L47 128V131H45V129H46ZM84 126V127H83ZM98 126V127H97ZM102 126V127H101ZM130 126H131V128H130ZM135 126V127H134ZM142 126V124L140 125V127ZM144 126V127H145ZM158 126V127H157ZM165 126V127H164ZM188 126V127H187ZM196 126V127H195ZM200 126V127H199ZM204 126H205V130H203L204 129ZM241 126H243V127H241ZM249 126H251V127H249ZM11 127H12V129H11ZM14 127V128H13ZM77 127V128H76ZM94 127V128H93ZM95 127H96V129H95ZM105 127H106V129H105ZM143 127V128H144ZM145 127V128H146ZM150 127V129H148ZM164 127V128H163ZM181 127V128H180ZM7 128V129H8ZM42 128V129H41ZM45 128V129H44ZM69 128V130H67ZM135 128V129H134ZM142 128V129H143ZM151 128H153V129H151ZM157 128V129H156ZM163 128V129H162ZM173 128V129H172ZM249 128H251L250 130H249ZM6 129V128H5ZM17 129H19V131L17 130ZM76 129H78V130H76ZM156 129V130H155ZM160 129H161V132L163 133V134H161L159 131H160ZM241 129V130H240ZM20 130H22V131H20ZM29 130V131H28ZM40 131V132H38V131ZM42 130H44L43 132L45 133H41V131ZM54 130V131H53ZM62 131L63 133H65L64 132V130H67V134H63L62 132H59L58 133V135H55L58 131ZM76 131L78 134H77V139H78V136H79V134H81L79 137H81V138H79V143L78 144H80V142H81V144L80 145H78L77 144V147H74V146H76V143L75 142H78V141H76L77 139L75 138V133L76 132H74V131ZM84 130V131H83ZM128 130H129V134L127 133L128 132ZM140 131V132H138L137 133V131ZM151 130V132H149ZM152 130H153V132H152ZM162 130H164V131H162ZM168 130H170V131H168ZM178 130V131H177ZM192 132H191V131ZM243 130H244V128H243ZM5 131V132H4ZM17 131V132H16ZM123 131V132H122ZM146 131V130H145ZM168 131V132H167ZM185 131V132H184ZM204 131V132H203ZM15 132V133H14ZM25 132H26V134H25ZM30 132V133H29ZM47 132H50V134H51V136L47 133ZM53 132V133H52ZM80 132V133H79ZM82 132V133H81ZM115 132V133H114ZM131 132V133H130ZM132 132H135V133H132ZM174 132L176 133V134H174ZM178 132V133H177ZM182 132V133H181ZM202 132L204 133V134H202ZM207 132V133H206ZM242 132V131H241ZM11 133H13L12 134V136L10 135ZM21 133V134H20ZM24 133V134H23ZM28 133V134H27ZM73 133H74V135H73ZM84 133V134H83ZM114 133V134H113ZM141 133H142V135L144 134V136L146 135V140H144L145 138H143L142 137V135H141ZM192 133V134H191ZM209 133V134H208ZM16 134H18V135H22V136H18V135H16ZM40 134H42L41 136H40ZM47 134H48V136L49 137H51V139H49V137L48 138H46L47 137ZM61 136H60V135ZM68 134H70V135H68ZM121 134V135H120ZM126 134H128V135H126ZM135 134H137V136H135ZM180 134V135H179ZM5 136L4 137V139L5 138H7L8 136L7 135H10L11 136V141H10V139H8V144H7V140L5 141L4 139H3V136ZM24 135H26V138L24 139ZM63 135V136H62ZM74 137H73V136ZM102 135H103V137H102ZM113 135V138L111 137L110 138V136H112ZM119 135H120V137H119ZM135 136V138H133L134 136ZM139 135V136H138ZM175 135H177L176 137H175ZM181 136V138L182 137H184V138H180L179 136ZM189 135H190V137H189ZM193 135V136H192ZM207 135V136H206ZM233 135V134H232ZM235 135V134H234ZM240 135H243V136H241L240 137ZM16 136V137H15ZM28 136L30 137V139H32V141L30 140V139H28ZM57 136H58V138H59V141L56 139L57 138ZM124 136L126 137L125 138V140L123 139V141H121V140H119V139H122V138H124ZM133 136V137H132ZM147 136H149V137H147ZM173 136H174V138H173ZM191 136H192V138H191ZM32 137V138H31ZM35 137H39L41 140H43V142L41 141V144L42 143H44V144H46L45 146H47V147H45L44 146V148H43V146H39L40 145V139H38V138H35ZM42 137H43V139H42ZM88 137V138H87ZM96 137V138H95ZM102 137V139H103V141L101 140V143H99L98 141H99V139ZM131 137V138H130ZM138 138V140H137V138ZM150 137H152V138H150ZM179 137V138H178ZM195 137V138H194ZM212 137V138H211ZM36 140H39V141H36ZM46 140H45V139ZM72 138H74V139H72ZM92 140H91V139ZM118 138V141L116 140ZM127 138L129 139L130 138V140H127ZM142 138H143V140H142ZM150 138V139H149ZM153 138L154 139H156V140H153ZM178 138V139H177ZM48 139V140H47ZM86 139V140H85ZM96 139H98L97 140V142H95L96 141ZM109 139H111V140H109ZM131 139H133V141L131 140ZM136 139V140H135ZM142 141H144V144L145 143H147L148 141L149 142H151L152 140V144L154 145V143H156L157 142V144H159V145H157V146H159V147H157V146H152V144H151V149L149 150V146L147 147L146 145H144L143 144V142H141V140ZM149 139V140H148ZM183 140V141H185V140H187V139H189V143H191V144H194V145H197V147H198V149H196L195 147L193 148L194 150H189V152H188V155H193L194 154V152L193 151H196V152H198V155H199V159H201L202 160V166L204 165V162H205V166H203L204 168H208L207 166H209V168H211L212 166H213V164H216L217 162H219V161H222L223 163V165H220L221 167V170H220V172H226L225 173V176H223V178H222V184H224V183H226L227 181H229V183H230V186L227 188V190L224 192V193H221V192H216V193H211L210 195H208V196H205V195H202V196H200L201 194L200 193H202V191L200 192V193H197V189H194V190H192V189H190L191 188V186H192V180H193V178H194V176H195V174L193 173V174H191V175H188L187 177H185L186 175L185 174H177L176 175V173H174V172H167V169H163L162 168V170L164 171V172H162L161 170H159L158 171V174H156L157 173V167L159 168V169H161L160 167L162 166V164H161V162L163 161V160H161L160 159V156H162V155H164L165 154V152H169L170 151V147L168 148V146H171L172 145V143L173 142H175V144L176 145H178V140ZM196 139V143L194 142V140ZM244 139V140H243ZM15 140H16V143H14L15 142ZM22 140H23V142H22ZM30 140V142H31V144L30 143H28V141ZM52 140V141H51ZM66 140H68L69 142H73V143H75L74 145H73V143H72V147L73 148H71L70 150H68L70 147H71V143H67V141ZM73 140H75V141H73ZM85 140V141H84ZM113 140V141H112ZM114 140H115V142H114ZM167 140V141H166ZM180 140H179V142H180ZM211 140V142H209ZM234 140V139H233ZM243 140V141H242ZM5 141V142H4ZM13 141V142H12ZM46 141V142H45ZM48 141H50V143H48ZM54 141L56 142L54 145H53V143H54ZM92 141H94L93 142V144L91 143ZM137 141H139V144H138V142ZM166 141V143H169V144H167V145H165L164 144V142ZM173 141V142H172ZM242 141V142H241ZM246 141V140H245ZM244 141V142H245ZM11 142H12V144H11ZM20 142H21V144H20ZM34 144H33V143ZM51 142H53V143H51ZM88 142H90V143H88ZM118 143V145H122V146H120V148H124L126 151H128V153H130V154H132V156H130V155H128V153H127V155L125 154V150L123 151V148H122V150H120V151H122V152H119V150H118V146H117V143ZM122 142V143H121ZM154 142V143H153ZM160 142H161V144L163 145V147H165V148H163L162 146H161V144H160ZM163 142V143H162ZM193 142V143H192ZM6 143L7 144V146L8 147H5V145L4 144ZM36 143H38V144H36ZM89 144V147H88V144ZM104 143V144H103ZM115 143V144H114ZM133 143V144H132ZM182 143V142H181ZM185 143H186V141H185ZM48 144H50L49 146L52 148V149H54V150H52L51 149V151L53 152H51L52 153V157H51V154H50V148H48L49 146H48ZM97 144H100V145H98L99 147H103L102 149H103V151L105 150V153L103 152V151H101V150H99L98 149V151H100L101 152V154H103V155H101L100 154V152H98L99 154H97V152L95 153V151H94V149L96 148L97 149ZM106 144V145H105ZM123 144L125 145V146H123ZM130 144H132V145H134V146H132V145H130ZM140 144H141V146H142V144L144 145V146H142V147H144V149H148L147 151H145L144 149H142L141 147H138V146H140ZM147 144H149V143H147ZM171 144V145H170ZM180 144V143H179ZM183 145H184V143H182ZM233 144V143H232ZM244 144V143H243ZM12 145H14V146H12ZM18 145H21L19 148L17 147ZM43 145V144H42ZM81 145L83 146V145H86L85 147H86V149H85V147H84V149L86 150H84L82 147H81ZM95 145V146H94ZM104 145V146H103ZM107 145H108V147H110V146H117L116 148H115V150L117 149L118 150V152L120 153V154H122V157H124V158H128L127 160H128V162L129 161H132V159L131 158H134V153H135V151L136 150H138V149H142V151H144L143 153H144V155H143V153L141 154L140 152H137V153H140V155L141 156H138V157H140V159L138 160V158H137V156H136V153H135V156H136V159L134 158V160L133 161H135V162H130V164L128 163V165H129V169H126V168H128L127 167V163L126 162H124L123 161V159H120V158H122V157H120V158H118V160L115 158V157H117V156H113V155H115V152L117 151H115V152H113L112 153V151H113V149L114 148H112V150H111V148H110V151H111V153H109L110 151L108 150V149H106V148H108L107 147ZM132 146V147H130V146ZM235 145V144H234ZM4 146V147H3ZM38 146L40 147V148H42V150L40 149V150H35L34 148H36V149H39L38 148ZM58 146H60V147H58ZM62 146V147H61ZM70 146V147H69ZM97 146V147H96ZM145 146H146V148H145ZM166 146H167V149H166ZM12 147H13V149H12ZM14 147H17V148H14ZM54 147V148H53ZM138 147V148H137ZM156 147V148H155ZM161 147V148H160ZM188 146H186V148L185 149H188L187 148ZM26 149V151H25V149ZM55 148H57V150L55 149ZM61 148V149H60ZM66 148H67V150H66ZM74 148H76V149H78L77 151H76V149H75V151H74ZM119 148V149H120ZM130 148V149H129ZM158 148V149H157ZM201 148V149H200ZM9 149V150H8ZM43 149H44V151H43ZM45 149H46V151H45ZM47 149H48V151H47ZM95 149V150H96ZM159 149H161L160 151H159ZM166 149V150H165ZM202 149H204L203 150V152H206L205 154H206V156H203L202 154ZM236 149V148H235ZM80 150V151H79ZM81 150H82V152H81ZM89 150H90V152H89ZM154 150H156V151H154ZM5 151H7L6 153H5ZM21 151H24L23 152V154H18V153H20ZM40 151V152H39ZM79 151V153L77 154V152ZM83 151L86 153H83ZM94 151V152H93ZM97 151V150H96ZM138 151H141V150H138ZM151 151V152H150ZM164 151V152H163ZM191 151V152H190ZM1 152V153H2ZM39 152V153H38ZM42 152V153H41ZM45 154H44V153ZM46 152H48L49 154H46ZM67 152H69V154H70V156L71 157H73L74 158V160H73V158L71 159V157L69 156V158L68 159H65V160H62V158L64 159V157L65 156H63L62 154H65L66 155V153ZM117 152V153H118ZM134 152V153H133ZM148 152V153H147ZM156 152V153H155ZM157 152H159V153H157ZM163 152V154L161 155V153ZM192 152H193V154H192ZM252 152H254V153H252ZM263 152V153H262ZM262 152H260V153H258V154H261V159H263L264 160V151L262 150ZM33 153V154H32ZM55 153V154H54ZM80 153L83 155L84 154V156H79L80 155ZM93 153H95V155L96 156H94V159H95V157H97V159H96V161H98L97 163H93V161L92 160H94V159H92L93 157H92V155H93ZM147 153V154H146ZM154 153H155V156H154ZM247 153V154H246ZM18 154V155H17ZM43 154H44V156H43ZM74 154H76V155H74ZM110 154V155H109ZM113 154V155H112ZM123 154H124V156H123ZM149 154V156L147 157V155ZM156 154H160V156L158 155L157 156V158H159V160H157V162L158 161H160L161 160V162H159V165H157L158 163L156 162V160L155 159H157V158H154V160L152 159L153 158V156L154 157H156ZM233 154V155H232ZM243 154V155H242ZM245 154V155H244ZM1 155L2 154H0V157H1ZM5 155H2L3 157L2 158H4V157H6ZM23 155H25V156H23ZM46 155H50V157H48V156H46ZM62 157H61V156ZM107 155H109L108 157H107ZM112 155V156H111ZM230 155H232V156H230ZM235 155L237 156V155H242V156H240V158H242V161L244 162V168L242 169V170H240L239 172H235V170H234V168H235V165H233L234 164V161L236 160V159H233V157H235ZM21 156H23V157H21ZM58 156H60L59 157V159H55V161L57 162L58 161V163H55L57 166H55L54 165V162L55 161H53L54 159H50V158H53V157H56V158H58ZM66 156H68V155H66ZM79 156V158L80 157H82L85 161H86V158L88 157V160L85 162V167H84V169H82L83 168V162H82V158L81 159H79V158H77ZM86 156V157H85ZM90 156V157H89ZM120 156V155H119ZM144 156V157H143ZM7 157V158H8ZM33 157L35 158V160L33 159ZM46 157V158H45ZM49 159H48V158ZM163 157V156H162ZM161 157V158H162ZM6 158V159H7ZM27 158V157H26ZM60 158H61V160H60ZM75 158H77V161H76V159ZM108 158V159H107ZM142 158H144V159H142ZM202 158H205V159H202ZM208 158V160L206 161V159ZM223 158V159H222ZM244 158H246V159H244ZM255 158V159H254ZM12 159L11 158H9L8 160H11L12 161ZM13 159V161H15ZM33 161H32V160ZM46 159V160H45ZM69 159H71V161L70 162H76L78 165L80 164L81 165V162H82V167L81 168H79V170H78V167H77V164H76V167H77V169H74V170H72V167H75L74 165H73V163H67L66 161H69ZM107 159V160H106ZM112 159L113 160V162H114V165H113V168H112V166H111V168L109 169V167H110V164L112 165V160L110 161V160ZM115 159V160H114ZM147 159V160H146ZM148 159H150L149 161H151V163L149 162L148 163ZM152 159V160H151ZM222 159V160H221ZM121 160V161H120ZM124 160H126V159H124ZM126 160V161H127ZM137 160H138V162H137ZM253 160V161H252ZM258 160V159H257ZM1 162V165H0V169H2V165H3V162H2V159L0 160ZM4 162H6L5 161V159L3 160ZM9 162V163H11L12 164V162ZM44 162V164H43V162ZM50 161V162H49ZM53 163H52V162ZM66 162L68 165H69V167L71 168L70 170H72V171H75V170H78V172H77V174H75V172H72V174H73V176H68L69 175V171H67L68 172V175H67V172L64 170V169H62V167H64L65 168V166H67V170H68V165L66 164V165H64V163H63V166H62V162ZM88 161H91V164L88 162ZM95 161V160H94ZM108 161H110V162H108ZM116 161V162H115ZM143 161V162H142ZM17 162V161H16ZM47 162L48 163H50V166L47 164ZM75 162H74V164H75ZM99 162H101V164H103V167H105V166H108V167H106V168H104V170L102 169L103 167H101V164H99ZM124 162V163H123ZM141 162V163H140ZM153 162H154V165H153ZM9 163H7V165L9 164ZM19 163H17L18 165L15 167V169H20L18 166H19ZM90 164L91 166H94L95 168H94V170H92V167L91 166H89V165H86V164ZM92 163H93V165H92ZM108 163V165H106ZM121 163V164H120ZM125 165V167L123 166V164ZM191 163V162H190ZM220 163V162H219ZM6 163H4V165H5ZM13 164H16L15 162L13 163ZM12 164V165H13ZM47 164V165H46ZM54 165V168H52L53 167V165ZM96 164H98L97 166H99V168L97 167V166H95ZM105 164V165H104ZM119 164H120V167H119ZM143 164H144V166H143ZM146 164H149V165H146ZM152 164V165H151ZM195 162L194 161H192V164H191V166H192V168L194 167L195 168ZM252 165V166H250V168H252L253 169V167H254V169H253V173H254V171H255V174L253 175V179L252 178H250L248 175H247V177L249 178V179H252L251 181H249L248 179H247V177L244 175V174H246V173H248L249 174V172H251V170L248 168L247 169V166L248 165ZM7 165H5L4 167L6 168V167H10L11 165L9 164L8 166ZM37 165V164H36ZM14 166V165H13ZM25 166H23V168L25 169ZM34 166H35V164H34ZM86 166H87V168H86ZM88 166L90 167V168H88ZM116 166V167H115ZM141 166H143L144 167V169H143V167L141 168ZM152 166H155V171H156V173L154 172V175H152L153 174V171H154V169H153V167ZM157 166V167H156ZM227 166H229L228 168H227ZM261 166V167H260ZM3 167V168H4ZM42 167V168H43ZM57 167V169L55 170V168ZM75 167V168H76ZM97 167V168H96ZM152 167V168H151ZM12 168V167H11ZM23 168H21V169H23ZM33 168V167H32ZM50 168H51V170H50ZM59 168V169H58ZM63 171H65V172H61L62 170ZM116 168H118L117 170H116V174H115V170L114 169H116ZM120 168V169H119ZM138 168H141V169H138ZM150 168H151V170H150ZM208 168V169H209ZM256 168H257V170H256ZM262 168V169H261ZM13 169H14V167H13ZM21 169H20V171H21ZM23 169V170H24ZM54 169V170H53ZM143 169V170H142ZM152 169H153V171H152ZM247 169V170H246ZM261 169V170H260ZM3 170V169H2ZM2 170H0V173L2 174ZM8 170H10V168L9 169H7V172H5V176L3 175V178H5V177H7L8 176V174L10 173V171L8 172ZM12 170V169H11ZM43 170V169H42ZM80 170L81 171H83V172H80ZM99 172H101L100 170H103L101 173H99L98 174V171ZM112 170V171H111ZM150 171V172H152V174L150 173V172H147V171ZM226 170V171H225ZM228 170V171H227ZM16 171H18V170H12V173L13 172H15L16 173ZM34 171H36L35 170V168H34ZM54 171H55V173H56V175L54 174ZM84 171H85V174H84ZM95 171V172H94ZM106 171H107V174H106ZM122 171L124 172H126L125 174L124 173H122ZM136 171V172H135ZM161 171V172H160ZM234 171V172H233ZM257 171V172H256ZM24 172H25V170H24ZM60 174H59V173ZM91 172L93 173L94 172V174H97V175H93V174H91ZM141 172H143L142 174H141ZM160 172V173H159ZM165 172L167 173V175L165 174ZM19 173V172H18ZM26 173V172H25ZM24 173V174H25ZM32 173V172H31ZM50 173H53V174H50ZM83 173V174H82ZM102 173L104 174L105 173V175L106 176H103L102 175ZM148 173V174H147ZM234 173V174H233ZM252 173V174H253ZM7 174V175H6ZM23 173H21V175L23 176H19V177H22V178H20V180H24V176H26V174L24 175ZM34 174V173H33ZM48 174H45V176L47 177L48 176ZM89 174V173H88ZM112 174V175H111ZM129 174V175H128ZM197 174V173H196ZM13 175H14V173H13ZM80 175H82V176H80ZM99 175V176H98ZM115 175V176H114ZM144 175V176H143ZM168 175H170V176H172V179H174V180H172L170 177H168ZM176 175V176H175ZM211 175V173L208 175V176H206V175H201L200 174V179H201V177H202V180H206V182L207 183H209L208 182V177ZM238 175V176H237ZM243 176V177H241L242 178V180H244L245 181V183L244 182H242L241 181V179L239 178V176ZM2 175H0V177H1ZM10 176V175H9ZM56 176V177H55ZM58 176V177H57ZM68 176V177H67ZM102 176V177H101ZM109 176V177H108ZM114 176V177H113ZM120 176H122V178H120ZM142 176H143V178H142ZM151 176V177H150ZM164 176V177H163ZM173 176H175L174 178H173ZM190 176V177H189ZM16 177L17 176H15V180L14 181H11V180H13L14 178H13V176H12V178H11V176H10V178L9 179H6V181H5V179H3L2 181L3 182H5V183H3V182H1V183H3L4 184V187L7 189H9V187H10V182L9 181H11V184L13 185V183L19 178H17L16 179ZM60 177H59V180H60ZM71 177H72V179H71ZM86 177H88L89 178V176L88 175H86ZM94 177H96V178H94ZM107 177V178H106ZM151 179V181H150V179ZM168 177V179H165V178H167ZM179 177V178H178ZM205 177H206V179H205ZM56 178V179H55ZM63 177H61V179H62ZM65 178H63V179H65ZM84 178V177H83ZM102 178V179H101ZM110 178V179H109ZM140 178V179H139ZM146 178H148L149 180L148 181H150L149 183L147 182V184H144V183H146ZM2 179V177L0 178V180ZM26 179V178H25ZM70 179V180H69ZM100 179V180H99ZM105 179H106V181H105ZM117 179V180H116ZM122 180V182H121V180ZM138 179V180H137ZM145 181H144V180ZM186 179V180H185ZM227 179H230V180H227ZM19 180V179H18ZM136 180V181H135ZM140 180L141 181H143V182H140ZM172 181V182H171ZM180 182V184H179V182ZM19 182V181H18ZM131 182V183H130ZM243 184H242V183ZM251 182V183H250ZM252 182H255V183H252ZM0 183V184H1ZM15 183H17V181L15 182ZM116 183V182H115ZM130 183V184H129ZM132 183L134 184V185H132ZM136 183L139 185L140 184V186L139 187H143L141 190L140 189H138L137 187V189L138 190H134L133 188H132V186L133 187H135V185H136ZM142 183H143V185H142ZM190 183V184H189ZM25 184H27V183H25ZM167 184V185H166ZM181 184H182V186H181ZM11 185V186H12ZM130 185V186H129ZM151 185V186H150ZM3 185H1V187H2ZM6 186H8V187H6ZM21 185H18V187H20ZM25 186V185H24ZM137 186V185H136ZM148 186V187H147ZM180 188H179V187ZM186 186V187H185ZM242 186V187H241ZM254 186V187H253ZM0 187V188H1ZM188 187H189V192L190 193H188ZM14 188H15V185H14V187H12V191L14 192ZM16 188H17V186H16ZM132 188V189H131ZM146 188V189H145ZM150 188V189H149ZM179 188V189H178ZM185 188V189H184ZM187 188V189H186ZM2 189H3V187H2ZM143 189H145V190H143ZM183 189H184V191H183ZM238 189V190H237ZM18 190V196L21 194L20 192H19V190H21V188L20 189H17ZM24 190V189H23ZM143 190V191H142ZM263 190V191H262ZM10 191H11V188H10ZM9 191V192H10ZM175 191V192H174ZM187 191V192H186ZM208 192H209V190H207ZM207 191L206 192H203V193H205L206 195H207ZM2 192V191H1ZM0 192V193H1ZM5 192V191H4ZM8 191L6 190V193H7ZM21 192H22V190H21ZM150 192V193H149ZM177 192V193H176ZM186 192V193H185ZM211 192H213V191H211ZM15 193V192H14ZM33 193V192H32ZM129 193V192H128ZM13 194V193H12ZM139 194V195H138ZM173 194V195H172ZM182 194V195H181ZM190 194H194L195 196H193L192 197V195H190V197H189V195ZM200 194V195H199ZM218 194V195H217ZM220 194V195H219ZM15 195V194H14ZM16 195H17V193H16ZM188 195V196H187ZM135 197L136 199H134V198H132V197ZM164 197V198H163ZM187 197V198H186ZM211 197H213V198H211ZM225 197V198H224ZM132 198V199H131ZM158 198V199H157ZM163 198V199H162ZM184 198V199H183ZM192 198H193V201H192ZM200 198V199H199ZM202 198H204V199H202ZM206 198V199H205ZM117 199L118 200H121V198H120V196L119 197H117ZM131 199V200H130ZM139 199L140 198H138V201H139ZM162 199V200H161ZM191 199V200H190ZM133 200V201H132ZM161 200V201H160ZM183 200V201H182ZM186 200H188V202L186 201ZM204 200H205V202H204ZM226 200V201H225ZM96 201H100L99 203L100 204H102V197L101 196H98L97 197V199H96ZM130 201H132V202H130ZM168 201V202H167ZM221 201H222V203H221ZM246 201V202H245ZM197 202V203H196ZM224 202H226V203H224ZM120 201H118V204L116 205V208L117 207H119L120 208ZM133 203V204H132ZM226 204V206L224 205V204ZM197 204V205H196ZM188 205V206H187ZM192 205V207H190ZM252 205H253V209L251 208L252 207ZM193 206H195V209H194V207ZM248 206V207H247ZM256 206V207H255ZM189 209H188V208ZM94 208H96L97 209V207H94ZM115 207H113V209H116ZM118 208V209H119ZM138 209H139V207H137ZM174 208L176 209V211L174 210ZM191 208H193L194 210H191ZM248 208V209H247ZM256 208V210L254 211V209ZM185 209H187L186 210V212H184V210ZM251 209H252V212H251ZM98 210V209H97ZM172 210V211H171ZM188 210H190L191 211V213H190V211H188ZM237 210V211H236ZM247 210V211H246ZM100 211V210H99ZM171 211V212H170ZM175 211V212H174ZM195 211L197 212L196 214H195ZM168 212H170V213H172V212H174V213H172V214H169ZM254 212V213H253ZM149 213L151 214L150 216H149ZM167 213H168V215H167ZM155 214H157L155 217H154V220L155 221H153V216L155 215ZM194 214L196 215V216H194ZM167 215V216H166ZM202 215V216H201ZM255 215V216H254ZM90 216V218H88ZM95 216V217H94ZM140 216H143L141 219H140ZM208 217V218H207ZM245 217V218H244ZM95 220H94V219ZM147 218V219H146ZM91 219H92V222H91ZM162 219H164L163 220V223L166 225V227L167 228H164V226L165 225H161V223H162ZM165 219H166V221H165ZM201 219V220H200ZM207 219V220H206ZM210 219V221H209V223H213V221L214 222H216V223H214V224H217L216 226L215 225H211V227H208V225H210L209 223H208V220ZM90 220V221H89ZM94 220V221H93ZM259 220V221H258ZM96 221V222H95ZM99 221L101 222V224H102V226H103V228H101V227H98L99 225H97L98 223H99ZM152 221V222H151ZM212 221V222H211ZM156 224H155V223ZM96 223V227H94V224ZM140 223V224H139ZM143 223V224H142ZM166 223H168V225L166 224ZM203 223H205L206 225H202ZM207 223H208V225H207ZM100 224V225H101ZM112 224V225H111ZM153 224H155V225H157L155 228L153 227V230L155 229L156 231H151L152 230V225ZM145 225V226H144ZM150 225V226H149ZM154 225V226H155ZM110 226L108 227V228H110ZM134 226V227H135ZM203 226H205V227H203ZM208 228H207V227ZM218 226V227H217ZM117 228H118V226H116ZM147 227V228H146ZM217 227V228H216ZM94 228V229H93ZM99 228H101V229H99ZM108 228H106V229H108ZM112 228V227H111ZM110 228V229H111ZM136 228V227H135ZM139 228H142V230H145V231H142L141 229H139ZM203 228V231L205 232V233H209V234H203V231L201 230ZM204 228H205V230H204ZM215 231V229L214 228H216L217 230H218V232H216V233H214L213 232V230ZM96 229H99L100 230V232L101 233H99V231L97 232V230ZM169 229V230H168ZM209 229V230H208ZM90 230V231H89ZM139 230H141V231H139ZM110 231V230H109ZM209 231H212V232H209ZM96 232H97V234H99L98 236H97V238H99V239H97L96 238ZM142 232V233H141ZM151 232H152V234H151ZM238 232V233H237ZM91 233V234H90ZM153 233H154V240H153ZM243 233V234H242ZM87 234H86V236H87ZM100 234H102L101 236H100ZM108 234V235H107ZM143 234H144V236H143ZM215 234H216V236H215ZM105 235V236H104ZM106 235H107V237H106ZM150 237V239L148 240V236ZM156 235V236H155ZM179 235V236H178ZM205 235L206 237H207V240H206V237H203V236ZM211 235V236H210ZM213 235V236H212ZM238 235H241V236H244L243 238L242 237H240V236H238ZM251 235V236H250ZM95 236V237H94ZM100 236V237H99ZM134 236V235H133ZM184 236L186 237V238H184ZM197 236H202V237H198L196 240H197V242L196 243H198V242H200V243H198V245H196L194 242L192 243V239L194 238V237H197ZM110 239H109V238ZM174 237V238H173ZM177 237H179V239L177 238ZM193 237V238H192ZM238 237L240 238V239H238ZM96 239V240H94V239ZM108 238V239H107ZM192 238V239H191ZM211 238V239H210ZM217 238H219L220 240H223V242H224V244L222 243V244H218V248L217 249H225V248H227V247H229V249H230V246H233V244L236 246H233L232 248H235V249H237V250H235L234 249V251L236 252V253H238V255H235L236 253L234 252V254H232V257H231V252L233 253V249L232 250H229L230 252L229 253H227V254H230V255H227L226 257H222V256H220L221 254H219L220 252H219V250H217L216 249V247H215V245L213 246V247H211L212 246V244L217 240ZM68 239H70L69 240V242H67V245L69 246V244L71 243L72 245H73V239L70 237L69 238V236H67V239L66 240H68ZM178 239V240H177ZM187 239V240H186ZM199 239V240H198ZM203 239V240H202ZM213 239V240H212ZM217 240V242H215V243H218V242H221L220 240ZM93 240H94V243H93ZM100 242H99V241ZM105 240V241H104ZM107 240V241H106ZM108 240H109V242H108ZM150 241V242H148V241ZM173 240H175V241H173ZM190 240H191V243L190 244H192V246H191V249H190V245H188L189 244V242H190ZM201 240V241H200ZM212 240V241H211ZM248 241L247 242V244L248 245H245V250H247V252L245 251V250H243L244 249V247H242V249L240 248L241 247V245L240 244H242V243H239L240 241ZM102 241V242H101ZM103 241L105 242V243H107V245H101V243L103 244ZM153 241V242H152ZM189 241V242H188ZM210 241V242H209ZM241 241V242H242ZM98 242V243H97ZM161 243V245L163 246V248L162 249H158V248H161L162 246H160V244H158V245H156V243ZM171 242H174L173 244L174 245H176V247H177V244H179V247H180V245H183V247H184V245H186V247H187V249L189 250V253H188V251H186V252H184L185 250H184V248L181 246L180 247V250H178V247L176 248L175 246H172V245H170L171 244ZM97 245H96V244ZM111 244L110 246H108L109 244ZM139 243H141V244H139ZM142 243H143V245H142ZM146 243V244H145ZM155 243V244H154ZM163 243V244H162ZM202 243L203 244H205V245H203L202 246ZM245 244V242H243V245ZM249 244H251V245H249ZM98 246V249L100 248V250H102V251H100V250H98L97 249V247L96 246ZM153 245V246H152ZM196 245V246H195ZM211 245V246H210ZM94 246H95V248H94ZM146 246V247H145ZM160 246V247H159ZM195 246V247H194ZM202 246V247H201ZM207 246L209 247V248H207ZM110 247V251L111 252H109V256L110 257H108L107 255H108V251H109V248ZM150 247V248H149ZM157 248V249H154V248ZM173 247V248H172ZM185 247V248H186ZM201 247V248H200ZM249 247V249H247ZM251 247V248H250ZM86 248L87 247H85V251L87 252V251H89L88 249L86 250ZM96 250V252H95V250ZM102 248H104V249H102ZM115 248V249H114ZM152 248V249H151ZM174 248L176 249V250H174ZM196 248V249H195ZM207 250H205V249ZM81 249V248H80ZM92 249L94 250V251H92ZM107 249H108V251H107ZM186 249V250H187ZM203 251H202V250ZM215 249V250H214ZM241 249V250H240ZM83 250V249H82ZM98 250V251H97ZM104 250H106L107 252H105ZM113 250H115L116 252H114ZM131 250V251H130ZM159 252V253H157V251ZM198 250H200V252L198 251ZM261 251V254H260V251ZM195 251L197 252L195 255H194V253H195ZM221 251V250H220ZM223 251V250H222ZM226 251H227V249H226ZM245 251V252H244ZM100 252H102V253H100ZM105 252V253H104ZM112 252H113V255H111L112 254ZM120 252V253H119ZM207 254L208 253V255H205L204 256V254L205 253ZM263 252V253H262ZM97 253H98V255H97ZM177 253V254H176ZM178 253L180 254V256L178 255ZM182 253V254H181ZM184 253V254H183ZM188 253V254H187ZM202 253H204V254H202ZM211 253H212V255H211ZM222 253V252H221ZM172 254H174V255H178L180 258H182V259H180L179 257H175L176 258V260L179 258L180 259V261H179V259L177 260L178 262H173V261H175V259H174V255H172ZM200 256H199V255ZM214 254V255H213ZM218 254V255H217ZM184 255H187V256H184ZM197 255V256H196ZM215 255H216V257H215ZM233 255H235V256H233ZM111 256H112V259H111ZM164 256H165V259H164ZM214 257V258H218L217 260L215 259V261H214V263H212V260H209V259H211V257ZM218 256H220V257H218ZM132 257H133V259H135L136 261L135 262H132ZM141 257V258H140ZM198 257H200V258H198ZM204 257H205V259H204ZM231 259H230V258ZM144 258V259H143ZM173 258V259H172ZM197 258V259H196ZM202 258V259H201ZM223 258V259H222ZM226 258H229V260L228 259H226ZM60 259H62V260H60L61 262V264H68V262H64V260H63V257H61ZM108 259V260H107ZM159 258H157L156 259V261L158 260ZM188 259H189V261H188ZM220 259V260H219ZM227 261H225V260ZM71 259H69V260H67V261H69V263L71 262L70 261ZM107 260V261H106ZM117 260V261H116ZM140 260V261H139ZM160 260H158V262H157V264H161L160 262ZM165 260V261H164ZM198 260V261H197ZM225 262H224V261ZM63 261V262H62ZM97 261V262H96ZM188 261V262H187ZM94 262V263H93ZM111 262V263H110ZM116 262V263H115ZM132 262V263H131ZM165 262V263H164ZM198 262V263H197ZM59 263V264H60Z\"/></svg>","mask_w":264,"mask_h":264},{"label":"bare ground","instance_id":"2","mask_svg":"<svg viewBox=\"0 0 264 264\" xmlns=\"http://www.w3.org/2000/svg\"><path fill=\"white\" fill-rule=\"evenodd\" d=\"M9 1V0H8ZM21 1V0H20ZM20 1H18V2H20ZM31 1V0H30ZM40 1V0H39ZM104 2H105V0H103ZM103 1H101L100 3H102ZM120 1V0H119ZM127 1V0H126ZM147 0H145V2H146ZM228 2H229V0H227ZM232 1V0H231ZM242 1V0H241ZM241 1H240V3H241ZM0 2H1V0H0ZM15 2H17V0H15ZM35 2V1H34ZM41 2V1H40ZM44 2H47L46 0H44ZM94 2V1H93ZM169 3L170 2H172L171 0L170 1H168ZM205 2V1H204ZM218 2H219V0H218ZM221 2V4H222V2H223V4H226V3H224V0L222 1H220ZM234 2V1H233ZM252 2V1H251ZM5 3V2H4ZM21 3V2H20ZM19 3V4H20ZM37 3V2H36ZM109 4H111L110 3V1L108 2ZM191 3V2H190ZM203 3V2H202ZM238 3V2H237ZM243 3V2H242ZM258 2H256L255 3V5L257 4ZM259 3H261L260 5H262V2H259ZM9 4H10V2H9ZM15 4H18V3H15ZM32 4H33V1H32ZM61 4V3H60ZM218 4H220V3H218ZM220 4V5H221ZM222 4V5H223ZM236 4V3H235ZM252 5H253V3H251ZM250 4V5H251ZM12 5H14V3L12 4ZM12 5H10L11 6V8L13 9V7L14 6H12ZM22 5V4H21ZM62 5V4H61ZM105 5H107V4H105ZM112 5H115L116 7H118L117 6V3L115 4H112ZM112 5H109L110 7H111V10H112ZM229 5V4H228ZM4 6V5H3ZM8 6V5H7ZM17 6V5H16ZM35 6V5H34ZM49 6H50V4H49ZM52 6H54V5H51V7ZM60 5H58V7H59ZM70 6V5H69ZM146 6H148V4L146 3ZM153 6V5H152ZM224 6V5H223ZM225 6H227V5H225ZM238 6V5H237ZM254 6V5H253ZM253 6L251 7L252 8V10H254V8H253ZM257 6V5H256ZM18 7V6H17ZM19 7H21V6H19ZM25 7V6H24ZM50 7V8H51ZM80 7H82V6H80ZM99 8L100 7H102V4L100 5V6H98ZM204 7H205V9H206V11H208V12H211V14H215V9H218V8H214L212 5H209V4H207V5H204ZM220 7V6H219ZM229 7V6H228ZM0 8H1V6H0ZM6 8V7H5ZM37 8V7H36ZM69 8V7H68ZM86 8V7H85ZM159 8V7H158ZM197 8V7H196ZM230 8V7H229ZM3 9H4V7L1 9L2 10V12H3ZM9 9V8H8ZM38 10H40V8H37ZM52 9H53V7H52ZM57 9V8H56ZM186 9V8H185ZM225 9H227V8H225L224 7V10ZM260 9H261V7H260ZM262 9H263V7H262ZM261 9V10H262ZM16 10V9H15ZM50 10V9H49ZM97 10H99L98 8H97ZM100 10H102L101 8H100ZM99 10V11H100ZM203 10V9H202ZM201 10V11H202ZM221 10V9H220ZM219 10V11H220ZM224 10H222V12L224 11ZM264 10V9H263ZM263 10H262V12H263ZM11 11V10H10ZM31 11V10H30ZM54 11V10H53ZM80 11V9L78 10V12ZM86 11V10H85ZM98 11V12H99ZM192 11H196V12H192ZM219 11L217 10V13H219ZM1 12V11H0ZM12 12H13V10H12ZM21 12V11H20ZM56 12V11H55ZM83 12H84V9H83ZM152 12V11H151ZM184 12V11H183ZM17 13V12H16ZM23 13V12H22ZM42 13H44V12H42ZM51 13V12H50ZM67 13V12H66ZM82 12H80V14H81ZM187 14H185V16H184V18L186 17V18H189V16L191 17V16H197V15H195V13L197 14V9H195L194 8V10H191V12L190 11H187L186 12ZM190 13V14H189ZM192 13V14H191ZM230 13V12H229ZM248 13V12H247ZM259 13H261L260 11H259ZM264 13V12H263ZM8 14H9V12H8ZM12 14V13H11ZM10 14V15H11ZM45 14V13H44ZM87 14V13H86ZM194 14V15H193ZM231 14V13H230ZM9 15V16H10ZM19 15V14H18ZM82 15V14H81ZM88 15V14H87ZM144 15V14H143ZM143 15H142V17H143ZM187 15V16H186ZM216 15V14H215ZM220 15V14H219ZM232 15V14H231ZM241 15V14H240ZM1 16V15H0ZM5 15H4V12H3V15H2V17H4ZM39 16V15H38ZM44 16V15H43ZM46 16H48L47 15V13H46ZM55 16V15H54ZM84 16H85V14H84ZM149 16V15H148ZM255 16H258V14L256 15L255 14ZM7 17V16H6ZM20 17H23L22 15L20 16ZM19 17V18H20ZM27 17V16H26ZM34 18V16H31L30 17V19L32 20L33 18ZM37 17V16H36ZM53 17V16H52ZM144 17H146L145 15H144ZM181 17H183V16H181ZM206 17V16H205ZM204 17V18H205ZM214 17H216V16H214ZM254 17V16H253ZM259 17V16H258ZM257 17V18H258ZM262 16H260V18L259 19H262L261 18ZM5 18V17H4ZM28 18V17H27ZM39 18V17H38ZM41 18V17H40ZM43 18V17H42ZM45 18V17H44ZM48 18V17H47ZM84 17L82 16V19H83ZM86 18V17H85ZM100 18V17H99ZM138 18V17H137ZM183 18V19H184ZM184 19L185 21H187V19ZM256 18V19H257ZM9 19V18H8ZM37 19V18H36ZM51 19V18H50ZM54 19V17L52 18V20ZM80 19V18H79ZM116 19V18H115ZM143 19V18H142ZM171 19L172 18H170V19H168V21L167 22H169V20L171 21ZM206 19V18H205ZM204 19V20H205ZM240 19H243L242 17L240 18ZM251 18H248V22H247V24L250 26V21H252L253 22V18H252V20H250ZM255 19V20H256ZM258 19V20H259ZM34 20L35 19H33V22H34ZM43 20V19H42ZM46 20V19H45ZM44 20V21H45ZM73 20V19H72ZM76 20V19H75ZM118 20V19H117ZM140 19L138 18V19H136V21H137V23H138V21H139ZM153 20V19H152ZM208 20V19H207ZM216 20V19H215ZM229 20H230V22H231V19L229 18ZM233 20H235V19H233ZM254 20V21H255ZM9 21V20H8ZM14 21V20H13ZM21 21H24V18H23V20L21 19ZM36 21V20H35ZM44 21H43V23H44ZM82 21V20H81ZM80 21V22H81ZM100 21V20H99ZM119 21V20H118ZM135 21V22H136ZM143 21V20H142ZM141 21V22H142ZM206 21V20H205ZM204 21V22H205ZM243 21V20H242ZM42 22V21H41ZM79 22V23H80ZM119 22H121V21H119ZM119 22H118V25H119ZM146 22V21H145ZM147 22H148V20H147ZM164 22V24H165V26H166V24H167V22H165V20L163 21ZM224 22V21H223ZM225 22H226V20H225ZM251 22V23H252ZM256 22V21H255ZM254 22V23H255ZM36 23V22H35ZM95 22H93V24H94ZM105 23V22H104ZM128 23H130V21H127L126 20V22H125V26L127 27V25H128ZM142 23H144V22H142ZM152 22L150 21V24H151ZM161 23V22H160ZM160 23H158V25H160ZM176 23V22H175ZM177 23H180L179 21H177ZM176 23V24H177ZM203 23V22H202ZM202 23H200V24H202ZM2 24H4V23H2ZM25 24V23H24ZM74 24V23H73ZM76 24V23H75ZM141 24V23H140ZM145 24V23H144ZM153 24H154V22H153ZM203 24H205V23H203ZM207 24V23H206ZM246 24V25H247ZM253 24V23H252ZM26 25V24H25ZM37 25H38V23H37ZM71 25V24H70ZM77 25V24H76ZM76 25H74L75 26V28H76ZM79 25V24H78ZM161 25H162V23H161ZM160 25V27H163V26H161ZM177 25H179V24H177ZM221 25V24H220ZM240 25V24H239ZM256 25V24H255ZM0 26H2V25H0ZM18 26V25H17ZM21 26V25H20ZM24 26V25H23ZM35 26V25H34ZM79 26H81V25H79ZM78 26V27H79ZM146 26H149V24L148 25H146ZM207 27L208 26H211V24H208V25H206ZM223 26H225V24H223ZM4 27H7V31H6V33H5V29L3 30V32L5 33V34H7V32H8V28L10 29V27L9 26H4ZM27 27V26H26ZM84 27V26H83ZM82 27V28H83ZM230 27H233V25L231 24V26ZM245 27V26H244ZM247 27V26H246ZM264 27V26H263ZM1 28V27H0ZM13 28V27H12ZM15 28V27H14ZM19 28V27H18ZM18 28H17V30H18ZM60 28V27H59ZM62 28V27H61ZM74 28V29H75ZM81 28V27H80ZM118 28V27H117ZM155 28V27H154ZM209 28V27H208ZM254 28V27H253ZM23 29V28H22ZM21 29V30H22ZM42 29V28H41ZM78 29V28H77ZM227 29V28H226ZM225 29V30H226ZM232 29H234V28H232ZM252 29V26H251V28H250V30ZM30 30V29H29ZM62 30V29H61ZM79 30V29H78ZM117 30V29H116ZM116 30H115V32L114 33H117L116 32ZM153 30V29H152ZM204 30V33H205V29H203ZM202 30V31H203ZM236 30V29H235ZM244 30V29H243ZM250 30H247L246 29V31L244 30V32H247V34L249 33V32H251ZM254 30V29H253ZM256 30V29H255ZM23 31H25V30H22V32ZM32 31V30H31ZM37 31H39L38 29H37ZM58 31H60V30H58ZM75 30H73L72 32H74ZM80 31V30H79ZM92 31V30H91ZM108 31V30H107ZM106 31V32H107ZM111 31H114V30H111ZM161 31V30H160ZM188 31H189V29H188ZM188 31H186V33L188 32ZM191 31V30H190ZM189 31V32H190ZM200 31V30H199ZM11 32V31H10ZM15 33H17L16 31H14ZM14 32H12V33H9V34H11V36H9L10 37V39H11V37H12V35H13V33ZM30 32V31H29ZM61 32V31H60ZM103 32V31H102ZM185 32V31H184ZM208 33H209V31H207ZM212 32V31H211ZM224 32V31H223ZM231 33V32H233V31H230L229 29H227L224 33L226 34V33ZM236 32H237V30H236ZM4 33H3V35H4ZM20 33H21V31H20ZM23 33H25V32H23ZM27 34H25V35H27L26 37H27V39H28V37H29V34H28V31L26 32ZM40 33H42L41 32V30H40ZM76 33V32H75ZM83 33H85V32H83ZM111 33V34H110ZM109 33V37H110V35H114V34H112V32H110ZM202 33V32H201ZM216 33H218V32H216ZM229 33H228V39L230 38H232V36H233V34L235 33V32H233V33H231L230 34V37H229ZM2 34V31L0 30V37L2 36L1 35ZM32 34V33H31ZM55 34V33H54ZM74 36L76 35V34H74V33H72ZM78 34H79V32H78ZM93 34L94 33H92L91 32V35L93 36ZM159 34V32L157 31V34L155 33V35H158ZM161 34H162V32H161ZM160 34V35H161ZM212 34V33H211ZM237 36H239V35H241V37H243V35L242 34H244V33H242V31H240V33L238 32V34L237 33H235ZM250 34V33H249ZM36 35H37V33H36ZM55 35H57V38H59L58 37V35L59 34H55ZM100 35L102 36V34L100 33ZM117 35V34H116ZM118 35H119V33H118ZM153 35H154V33H153ZM154 35V36H155ZM202 35V34H201ZM208 35V34H207ZM212 35H214V33L212 34ZM212 35H210V37L212 36ZM245 35V34H244ZM6 37L8 36V34L7 35H5ZM5 36H3V37H1L0 39H2V40H0V41H3V39L4 38H6ZM40 35H38V37H39ZM209 36V35H208ZM252 36H254V35H252ZM25 37V36H24ZM25 37V38H26ZM41 37V36H40ZM39 37V38H40ZM71 37V36H70ZM89 37H90V35H89ZM107 37V36H106ZM159 37V36H158ZM162 37V36H161ZM188 37L190 38L191 36H189L188 35ZM210 37H208V39L210 38ZM239 38V37H236V36H233V38ZM246 36H244V38H245ZM8 38V37H7ZM36 38V37H35ZM85 38V37H84ZM83 38V39H84ZM113 38V37H112ZM157 38V37H156ZM187 39V41H189L190 39ZM233 38H232V40H233ZM9 39V38H8ZM22 39V37L21 38H19L18 37V35H17V39H16V42H17V44H18V46L20 47V48H22L23 50V53H24V51L26 52V54H23V53H19L20 55L19 56H21L22 58H23V61H27L26 60V57H27V59L28 58H30V53H29V48L30 47H28L27 46V43H28V40H27V42L26 41H22L21 40ZM30 39H32L31 37H30ZM43 39V38H42ZM41 39V40H42ZM79 39H81V38H79ZM101 39H103V38H101ZM104 39H111V38H104ZM159 38H157V40H156V42L158 41H160V40H158ZM164 39V38H163ZM246 39V38H245ZM254 39V38H253ZM264 40V38H262V37H259V41L261 40V41H263ZM6 40V39H5ZM4 40V41H5ZM13 40V39H12ZM34 40V39H33ZM48 40V39H47ZM78 40V39H77ZM116 40L118 41V39H115L114 41H115V43H116ZM182 40L183 39H181L180 40V43L182 42ZM255 40V39H254ZM7 41H9V40H7ZM7 41H5V43L7 42ZM62 41V40H61ZM70 40H68V42H69ZM84 41V40H83ZM83 41H80L81 43L83 42ZM102 41V40H101ZM140 41V40H139ZM138 41V42H139ZM165 41V40H164ZM183 41H185V39L183 40ZM215 41V40H214ZM217 41V40H216ZM215 41V42H216ZM251 41V40H250ZM15 42V41H14ZM14 42H13V45H14ZM55 42V41H54ZM58 42H59V40H58ZM71 42V41H70ZM73 42H76V40H74ZM78 42V41H77ZM103 42V44H105L106 43V40L105 41H102ZM105 42V43H104ZM110 42H112V40L110 41ZM137 42V41H136ZM194 42V41H193ZM218 42V41H217ZM223 42V41H222ZM257 42V41H256ZM9 43V44H8ZM7 43V46H5V47H9V49H10V44H12L11 42H8ZM35 43V42H34ZM46 43H47V41H46ZM61 43V42H60ZM101 43V42H100ZM183 43V42H182ZM212 43V42H211ZM210 43V44H211ZM224 43V42H223ZM222 43V44H223ZM261 43V42H260ZM0 44H2V42L0 43ZM50 43H48V45H49ZM70 44V43H69ZM75 44V43H74ZM85 44V43H84ZM92 44V43H91ZM110 44V43H109ZM155 44V43H154ZM216 44H218V43H216ZM250 44H251V42H250ZM29 45V44H28ZM30 45H31V42H30ZM43 45H45L46 46V44H42V46ZM48 45L46 46V47H42V48H44V51H46L45 50V48H47L48 47ZM80 45H82V44H80ZM99 45H101V44H99ZM98 45V48H97V50H100V49H104V48H102L103 47V45H101V46H99ZM116 45V44H115ZM114 45V46H115ZM130 45H131V43H130ZM221 45V44H220ZM219 45V46H220ZM54 46H55V44H54ZM71 46V45H70ZM75 46V45H74ZM77 46V45H76ZM109 46L110 45H108V47L107 48H109ZM111 46H113V44H111ZM232 46V45H231ZM78 47V46H77ZM90 47V46H89ZM94 47V46H93ZM93 47H91V48H93ZM101 47V48H100ZM218 47V46H217ZM216 47V48H217ZM222 47V46H221ZM220 47V49L219 48H217V49H219V50H221V52H219V53H221V54H219V56H225V54L226 55H228L227 53H223V49L225 48L226 49V46L224 47V45H223V48H221ZM229 47V46H228ZM249 47V46H248ZM36 48V47H35ZM38 48V47H37ZM39 48H40V46H39ZM49 48H50V46H49ZM49 48H47L48 49V51L51 49H49ZM76 48V47H75ZM100 48V49H99ZM128 48V47H127ZM250 48V47H249ZM249 48H248V51H249ZM257 48H260V47H258L257 46ZM31 49V48H30ZM95 49V48H94ZM106 49V48H105ZM129 49V48H128ZM172 49V48H171ZM235 49V48H234ZM237 49V48H236ZM235 49V50H236ZM243 49V48H242ZM245 49V48H244ZM255 49H256V47H255ZM4 50H6L7 52L9 51V53L11 52L10 50H7V49H2L1 51H4ZM38 50H40V49H37V51ZM43 50V49H42ZM136 50V49H135ZM170 50V49H169ZM174 50V49H173ZM210 50V55L212 54V56H213V53H215V51H216V49H213L212 48V50L211 49H209ZM209 50H206V52L207 51H209ZM215 50V51H214ZM21 51V50H20ZM21 51V52H22ZM41 51V50H40ZM44 51H42V53L44 52ZM51 51V50H50ZM50 51H49V53H50ZM65 51H67V53H68V51L69 50H65ZM64 51V52H65ZM89 51H90V49H89ZM106 51H108V50H106ZM165 51V50H164ZM175 51V50H174ZM214 51V52H213ZM238 51H240V49L238 50ZM237 51V52H238ZM35 52V51H34ZM64 52H63V55H64ZM95 52V51H94ZM97 52V51H96ZM213 52V53H212ZM218 52V50L216 51V53ZM234 53V54H236L237 56L239 55L238 53ZM250 52V51H249ZM2 52H0V54H1ZM6 53V52H5ZM13 54H11V55H13V57H10V56H8V58L10 57V58H13V60H14V55H16V51L15 52H12ZM37 53V52H36ZM46 53V52H45ZM52 53V52H51ZM93 53V52H92ZM99 53H100V51H99ZM166 54L167 53H169V51L167 52H165ZM209 53V52H208ZM215 53V54H216ZM239 53H241V52H239ZM251 53V52H250ZM26 55V57H23L22 55ZM38 54V53H37ZM53 54V53H52ZM123 54V53H122ZM141 54V53H140ZM223 54V55H222ZM1 55H3V54H1ZM17 55H18V53H17ZM16 55V56H17ZM41 55V54H40ZM94 55V54H93ZM153 55V54H152ZM168 55V54H167ZM263 55H264V52H263ZM43 56V55H42ZM94 56H96V55H94ZM108 56V55H107ZM110 56H111V54H110ZM119 56V55H118ZM128 56V55H127ZM157 56V55H156ZM156 56L154 57L155 59H156ZM163 56H165V55H163ZM162 56V57H163ZM169 56V55H168ZM180 56V55H179ZM178 56V57H179ZM214 56H216V55H214ZM218 56V55H217ZM216 56V57H217ZM233 56H235V55H233ZM32 57H34L33 55H32ZM40 57V56H39ZM58 57H62L61 55H59ZM121 57H123L122 55H121ZM160 57H161V55H160ZM191 57V56H190ZM229 57V56H228ZM231 57H232V55H231ZM245 57V56H244ZM264 57V56H263ZM9 58V59H10ZM19 58V57H18ZM24 58H25V60H24ZM63 59H64V57H62ZM69 58V60L71 59L70 57H68ZM119 58V57H118ZM150 58V57H149ZM149 58H148V60H149ZM158 58V57H157ZM204 58V57H203ZM220 58H222V57H220ZM224 58H227V56L226 57H224ZM242 58V57H241ZM40 59V58H39ZM117 59V58H116ZM116 59L114 58V60H115V62H116ZM120 59H122V58H120ZM162 59V58H161ZM165 59V58H164ZM167 59V58H166ZM171 59H173L172 61L171 60H169L170 62L168 63L167 61L168 60H166V61H164V63H160L161 64V66H163V68H165V70H161V73H168L167 75H169V76H167L166 74H162V78H163V76L164 77H167V79L168 78H170V77H173V76H171V73H172V75H173V72H176V73H178L180 76H177L176 78H178V77H183V76H181L182 74L184 75V73H185V68L184 67H182L181 66V64L180 63H182L183 64V61L182 62H180V61H178L177 63L180 65L179 67H181L180 69L182 70V71H184L183 73H182V71H181V73H180V71H178L179 69L178 68H176V67H178V64L174 61V58H171ZM175 59H177L178 60V58H175ZM190 59H192V58H190ZM217 59H219V57L217 58ZM244 59V58H243ZM0 60H2V58H0ZM19 60H21L20 58H19ZM61 60V59H60ZM68 60V59H67ZM125 60V59H124ZM147 60V59H146ZM147 60V61H148ZM163 60V59H162ZM196 60V59H195ZM198 60V59H197ZM196 60V61H197ZM202 60V59H201ZM206 60H208V59H206ZM223 58H222V60H220V62H223ZM18 61V60H17ZM22 61V60H21ZM36 61V60H35ZM64 61H66V58L62 61V63H64ZM147 61H145L144 63L146 64L147 63ZM161 61V60H160ZM174 61V62H173ZM18 62H20V61H18ZM120 63L122 62V61H119ZM167 62V63H166ZM173 62V63H172ZM198 62H200V61H198ZM203 62V61H202ZM24 63V62H23ZM39 63H41V62H39ZM38 63V64H39ZM67 62H65L64 64H66ZM70 63V62H69ZM125 63V62H124ZM156 63H158V62H156ZM156 63H153V65L154 66H152V63L151 64H148L150 67L152 66L153 68H151L152 69V71H153V69H155L154 71H155V74H156V68L158 67V70L160 69L159 67V65L157 66L156 65V67H155V64ZM175 63V64H174ZM261 63V62H260ZM2 64H4V63H2ZM8 64V63H7ZM37 64V65H38ZM61 64V63H60ZM60 64H58L57 66L59 67V65ZM145 64H143V65H145ZM176 64H177V66H176ZM186 64V63H185ZM198 65H200V63H197ZM196 64V66L197 67H199L198 65ZM253 64H256V63H253ZM10 65V64H9ZM36 65V66H37ZM41 65H42V63H41ZM44 65L45 64H43V68H40L41 70H43L45 67H44ZM175 65V68H173V66ZM184 65V64H183ZM188 65H190V64H187V66ZM223 65V64H222ZM239 65V64H238ZM7 66V65H6ZM12 66H14L13 68H14V70H15V65H12ZM47 66H48V64H47ZM46 66V67H47ZM62 66V65H61ZM66 66V65H65ZM10 68H11V66H9ZM23 67V66H22ZM42 67V66H41ZM55 67V66H54ZM58 67H56V68H58ZM63 67H64V65H63ZM104 67H106V65H104ZM140 67V66H139ZM146 67V66H145ZM150 67H146V70L148 69V70H150ZM190 67V66H189ZM192 67V66H191ZM196 67V68H197ZM242 67V66H241ZM246 67V69L248 68L247 66H245ZM17 68V67H16ZM37 68V67H36ZM94 68V67H93ZM92 68V69H93ZM100 68H101V66H100ZM184 68V69H183ZM237 68H238V66H237ZM235 69V70H240V71H238V73L239 72H241V68L240 69ZM262 68V70H263V67H261ZM20 69V68H19ZM32 69V68H31ZM46 69V68H45ZM49 69L51 70V68L49 67ZM54 69L55 68H53V71H54ZM75 69V68H74ZM135 69V68H134ZM193 69H194V67H193ZM198 69V68H197ZM8 70V69H7ZM6 70V71H7ZM12 70V69H11ZM25 70V69H24ZM34 70V69H33ZM32 70V71H33ZM40 70V71H41ZM56 70V69H55ZM57 70H59V68L57 69ZM66 70V69H65ZM67 70H69V69H67ZM67 70H66V72H67ZM109 70H111V69H109ZM147 70V71H148ZM188 70V69H187ZM186 70V71H187ZM191 70L192 69H189V72L190 73H192L191 72ZM195 70V69H194ZM209 70H210V68H209ZM4 71H5V69L4 70H2V72L4 73ZM15 71H17V70H15ZM60 71H62V70H59V72ZM93 71V70H92ZM105 71V70H104ZM103 71V72H104ZM116 71H117V69H116ZM139 72L138 73H140V70H138ZM146 71V72H147ZM154 71H153V73H154ZM197 71V70H196ZM264 71V70H263ZM262 71V72H263ZM7 72H9L10 73V71L8 70ZM6 72V73H7ZM12 72H14L13 70H12ZM11 72V73H12ZM43 73L42 74H44V72L45 71H42ZM63 72V71H62ZM65 72V71H64ZM94 72V71H93ZM92 72V73H93ZM108 72V71H107ZM137 72V71H136ZM143 72V71H142ZM141 72V76H138V78L139 77H142L143 75V73ZM148 72H150V71H148ZM148 72L147 73H145V74H148ZM170 72V73H169ZM188 72V73H189ZM205 72V71H204ZM232 73H234L233 71H231ZM230 72V70H229V73H231ZM255 72V71H254ZM5 73V74H6ZM9 73H7V76H8V74ZM54 73V72H53ZM52 73V74H53ZM56 73H58V72H55V74ZM102 73V72H101ZM135 73V71L133 72V74ZM159 73V72H158ZM189 73V74H190ZM197 73V72H196ZM196 73H193V75L194 76H191L192 74H190V76L191 77H193L192 78V80L195 82V79L196 78H194V77H196L197 75H195ZM206 73V72H205ZM208 73H210V72H208ZM208 73H207V77H208ZM227 73H228V71H227ZM237 73V72H236ZM253 73V72H252ZM54 74V75H55ZM59 74V73H58ZM57 74V75H58ZM67 74V73H66ZM66 74H65V76H66ZM76 74V73H75ZM83 74V73H82ZM122 74V73H121ZM136 74V73H135ZM144 74V75H145ZM213 74V73H212ZM212 74H210V75H212ZM221 74H224V73H221ZM4 75V74H3ZM25 75V74H24ZM23 75V77L25 78V76H27V75H25L24 76ZM46 75V74H45ZM99 70H98V76H97V78H99ZM130 75V74H129ZM137 75V74H136ZM139 75V74H138ZM148 75H151L152 76V72L151 73H149ZM154 75V74H153ZM186 75V74H185ZM216 75H220V73L219 74H217V72H216ZM232 75H234V74H232ZM252 75V74H251ZM253 75H255V73L253 74ZM253 75H252V77H253ZM264 75V74H263ZM21 76V75H20ZM31 76V75H30ZM44 76V75H43ZM50 76V75H49ZM59 76V75H58ZM86 76V75H85ZM133 77H134V75H132ZM146 76V75H145ZM144 76V77H145ZM161 76V75H160ZM175 76V75H174ZM189 76V75H188ZM217 76V77H218ZM222 76V75H221ZM221 76H219L220 78H221ZM223 76H225V74L223 75ZM227 76V78H228V75H226ZM246 76H249V73H248V75L246 74ZM245 76V77H246ZM19 77V76H18ZM41 77V76H40ZM73 77H75L74 75H73ZM115 77V76H114ZM113 77V78H114ZM119 77V76H118ZM132 77V78H133ZM143 77V79H145ZM184 77H186L187 78V76H184ZM183 77V78H184ZM201 77V76H200ZM214 77H216V76H213V78ZM218 77V78H219ZM260 77V76H259ZM4 78V80L2 81V83L0 84V86H2V87H4L3 89H2V87H0L1 89H0V91L2 92V93H4L6 90L8 91V92H5V94L7 93V95L9 94V96L12 98V99H14L13 97H15V95L13 96V94H12V90H8L7 88H5V87H8V86H4V85H7L6 83H8L9 81H11L10 79H9V81L8 82H6V80H5V78H6V76L5 77H3ZM28 78H30L29 76L27 77V79ZM66 78H68V77H66ZM72 78V77H71ZM86 78V77H85ZM89 78V77H88ZM150 77H148V79H149ZM154 79H152L153 80V82H156L157 81V79H155V75H154V77H153ZM185 78V79H186ZM190 78V77H189ZM203 78V77H202ZM218 79V81L220 82L221 80H223L222 78L221 79ZM224 78V77H223ZM227 78H225L224 79V82H226V79ZM247 78V77H246ZM7 79V78H6ZM43 79V78H42ZM44 79H46V77L44 78ZM54 79H56V77L55 78H53V80ZM64 79V78H63ZM90 79L92 80V78H89L88 80L90 81ZM100 79H101V76H100ZM103 79V78H102ZM114 79H116V78H114ZM120 79V78H119ZM134 79V82H135V78H133ZM166 79V80H167ZM201 79V78H200ZM253 79V78H252ZM17 80V79H16ZM26 80V78L23 80V81H25ZM38 80V79H37ZM36 80V81H37ZM52 80V81H53ZM83 80V79H82ZM88 80H86V81H88ZM112 80V79H111ZM111 80H110V82H111ZM117 80V79H116ZM156 80V81H155ZM170 80V79H169ZM174 80V79H173ZM172 80V81H173ZM176 80V79H175ZM179 80V79H178ZM206 80H207V78H206ZM215 80V79H214ZM248 80H250V79H248ZM247 79H246V81H248ZM259 80H261V78L259 79ZM263 80V79H262ZM5 81V82H4ZM13 81H14V79H13ZM65 81V80H64ZM67 81V80H66ZM65 81V82H66ZM97 81H98V79H97ZM132 80H130V82H131ZM168 81V80H167ZM171 81V82H172ZM196 81H198V79L196 80ZM202 81H203V79H202ZM217 81V82H218ZM238 81V80H237ZM240 81V80H239ZM26 82V81H25ZM28 82V81H27ZM41 80H40V84H41ZM91 82V81H90ZM93 83L95 82L94 80L92 81ZM103 82V81H102ZM109 82V81H108ZM110 82H109V84H110ZM152 82V83H153ZM159 82V81H158ZM157 82V83H158ZM163 82V81H162ZM161 82V84H162V86H164V84ZM165 82V81H164ZM170 82V83H171ZM179 82V81H178ZM182 82V81H181ZM203 82H205V81H203ZM203 82H201V83H203ZM209 82V81H208ZM208 82H206V83H208ZM232 82H233V79H232ZM248 82H250V81H248ZM252 82V81H251ZM257 82V81H256ZM260 81H258V83H259ZM5 83V84H4ZM29 83V82H28ZM53 83V82H52ZM86 83H88L89 84V82H86ZM96 84L98 83V82H95ZM94 83V84H95ZM100 83V82H99ZM98 83V86H99V88H102V86L100 87V84ZM133 83V82H132ZM149 83V82H148ZM156 83V84H157ZM175 83V82H174ZM205 83V84H206ZM215 83V82H214ZM223 82H221V84H222ZM16 84V83H15ZM27 84V83H26ZM39 84V85H40ZM55 84V83H54ZM69 84H71V83H69ZM74 84H76L75 82H74ZM134 84H137L138 85V83H134ZM134 84H133V86H134ZM153 84H155V83H153ZM152 84V85H153ZM155 84V85H156ZM176 84H177V82H176ZM176 84H175V86H176ZM204 84V83H203ZM208 84H210V82L208 83ZM207 84V85H208ZM212 84V86H210V87H215V85L217 84L218 85V83H215L214 85H213V83H211ZM220 84V83H219ZM227 85H228V83H226ZM226 84H224L223 83V85H226ZM237 84H241V83H238L237 82ZM14 85V84H13ZM13 85H10L11 86V88H12V86ZM35 85V84H34ZM45 85V84H44ZM43 85V86H44ZM61 85H62V82H61ZM93 85V84H92ZM102 85V84H101ZM232 85H233V83H232ZM235 85V84H234ZM245 85V84H244ZM244 85H242L243 87H244ZM16 85H14L13 86V88L15 87ZM23 86V85H22ZM22 86H20L19 85V87L18 88H20V87H22ZM25 86V85H24ZM41 86H42V84H41ZM42 86V87H43ZM63 86H65V83H63ZM67 86H69V85H67ZM66 86V87H67ZM71 86V85H70ZM69 86V87H70ZM87 86V85H86ZM90 86H91V84H90ZM104 86V85H103ZM126 86V85H125ZM132 86V89L134 88ZM157 86V85H156ZM155 86V87H156ZM209 86V85H208ZM208 86H205V87H208ZM219 86H222V85H219ZM236 86V85H235ZM235 86L233 87V88H235ZM240 86V88H241V85H237L236 86V88L235 89H237V87H239ZM252 86V85H251ZM259 86V85H258ZM32 87H35V86H32ZM31 87V88H32ZM68 87V88H69ZM84 87V86H83ZM89 87V86H88ZM93 87V86H92ZM92 87H90V88H92ZM105 87V86H104ZM123 87V86H122ZM121 87V88H122ZM131 87V86H130ZM136 87V86H135ZM177 87V86H176ZM210 87H208V88H210ZM226 87V86H225ZM248 86H245V88H247ZM261 87H264L263 85L261 86ZM23 88V87H22ZM67 88V89H68ZM124 88H126V87H124ZM136 88H140L139 86L138 87H136ZM135 88V89H136ZM157 88V87H156ZM230 88L231 87H229V90L227 89V87L225 88V89H227V90H223L222 89V91H224L225 93H226V91H227V93H226V95L228 94V93H230V95H231V97L230 98H232V100H238V98L240 99L241 98V100H243L242 99V95L246 92V90H251V93H252V88H247V89H245V91H244V89L242 90V92H243V94H242V92H241V89H237L238 91H236L235 89L234 90H232V88H231V90H230ZM4 89H6L5 91H4ZM15 89V88H14ZM27 89V88H26ZM42 89V88H41ZM51 89V88H50ZM75 89V88H74ZM88 90H89V88H87ZM103 89V88H102ZM102 89H100L101 91H102ZM131 89V90H132ZM134 89V90H135ZM212 89V88H211ZM217 89V88H216ZM221 89V88H220ZM258 89H260V88H258ZM66 90V89H65ZM76 90V89H75ZM83 90V89H82ZM94 90H96V85H95V87H94ZM125 90V89H124ZM128 90V89H127ZM136 90H139V89H136ZM148 90V89H147ZM149 90H150V88H149ZM164 90V89H163ZM208 90V89H207ZM210 90V89H209ZM213 90H215V89H213ZM4 91V92H3ZM17 91V90H16ZM55 91V90H54ZM97 91V90H96ZM121 91V90H120ZM123 91V90H122ZM130 91V90H129ZM129 91H128V93L126 94V95H128L129 94ZM146 91V90H145ZM162 91V90H161ZM160 91V92H161ZM203 91V90H202ZM215 91H218V90H215ZM253 91H256V89H254ZM258 91V90H257ZM256 91V92H257ZM11 93V95H10V93ZM28 92V91H27ZM84 92V91H83ZM89 92V91H88ZM92 92V91H91ZM90 92V93H91ZM98 92H99V90H98ZM124 92V91H123ZM132 92H133V90H132ZM158 92V91H157ZM223 92V94H220L219 92V94H220V96L222 95H224L225 93ZM249 92V91H248ZM248 92H246V94L248 93ZM256 92H254V93H256ZM259 92L262 94L261 95V98H258V99H260V101L262 100L263 101V99L264 98H262V97H264L263 95H264V93L261 91V90H259ZM14 93V92H13ZM51 93H52V91H51ZM55 93V92H54ZM105 93V92H104ZM116 93H118V92H116ZM120 93V92H119ZM135 93H137V91H135L133 94H135ZM141 93V92H140ZM217 93V95H215L216 96V99L215 98H212L211 100L213 101V99H214V101L215 100H217L215 103H218V101H219V99H220V101H219V108L221 107V108H223L222 109V111H225L224 110V107H223V103L226 101V100H224V101H221V99L223 100V98H227V97H229V94H228V96L227 97H225V95H224V97L222 98V97H219L218 94ZM260 93H258V94H260ZM28 94V93H27ZM50 94V93H49ZM48 94V95H49ZM58 94V93H57ZM131 94V97H132V93H130ZM148 94V93H147ZM150 94V93H149ZM157 94V93H156ZM246 94H244L243 96H245ZM249 94H250V92H249ZM7 95H5L4 96V94H3V96L4 97H6ZM23 95H25V92H24V94ZM32 95H34V94H32ZM64 95H66V94H64ZM119 95V94H118ZM121 95H123V94H121ZM125 95V96H126ZM139 95H141V94H139ZM195 95V94H194ZM212 95V94H211ZM241 95V96H240ZM253 97H252V96ZM28 97H31V96H29V95H27ZM44 96V95H43ZM42 95H41V97H43ZM47 96V95H46ZM46 96H44L43 98H45ZM53 96H54V94H53ZM74 96V95H73ZM98 96V95H97ZM101 96V95H100ZM108 96V95H107ZM124 96V95H123ZM128 96H130V95H128ZM143 96V95H142ZM142 96H140V98L142 97ZM153 96H155L154 94H153ZM160 96V95H159ZM172 96V95H171ZM240 96V97H239ZM250 96H251V100H250V98H248V95H246V97H244V101H245V103L247 104V100L249 101V103L247 104V105H252L251 106V108L253 107V105L254 104H258V99H256L257 97H255L256 95L255 94H250ZM1 97V96H0ZM4 97H1V99L2 98H4ZM10 97H8L7 96V100H8V104H9V106L11 107V109H12V111H11V121L13 122L12 124L14 125V123H17L19 126H20V128H22L23 130L25 129V130H27V129H29L30 130V132H31V130H32V133H33V129H39L38 127L40 126L39 124H40V122L42 121V119H41V117L43 116L44 117V121H47V123H48V120H46L45 118H46V116L47 117H49L50 115L49 114H57L58 113V110L60 111V107L61 106H59L58 107V109H56L57 108V105L61 102V98L58 100V101H56L58 104H56V102L54 103L53 101H52V103H54V104H51V103H49V105H47V106H45V104L44 103H40V102H38V104H39V106H37V104L35 105V103H33V104H30V103H27V104H25L24 102V104H19V103H21L20 101H16L17 102V106H16V102L14 101H12L11 100V98ZM16 97H17V95H16ZM23 97V99H25L24 97L25 96H22ZM41 97H39V99L41 98ZM65 97V96H64ZM102 97V96H101ZM118 97V96H117ZM130 97V98H131ZM144 97V96H143ZM143 97H142V100H143ZM147 98H148V96H146ZM145 97V98H146ZM158 97V96H157ZM255 97V103L254 104H251V102L250 101H252L253 100V98ZM260 97V96H259ZM20 98V97H19ZM49 98V97H48ZM112 98H114L113 96H112ZM111 98V99H112ZM119 98V97H118ZM129 98V97H128ZM127 98V99H128ZM139 98V99H140ZM153 98V97H152ZM156 97H154L153 98V100L155 99ZM211 98V97H210ZM230 98H228V100H229V103H231L230 101ZM10 99V100H9ZM17 99V98H16ZM26 99H27V97H26ZM38 99V98H37ZM45 99H47V97L45 98ZM66 99V98H65ZM72 99V98H71ZM105 99V98H104ZM132 99V98H131ZM137 99V98H136ZM158 99H160V98H158ZM207 99H209V97L207 98ZM206 99V100H207ZM3 100V99H2ZM19 100H21V98L19 99ZM30 100V99H29ZM44 100V99H43ZM62 100H63V98H62ZM67 100V99H66ZM66 100H65V102L64 101H62L60 104L62 105V107H63V105H64V108H62V109H64V110H68V109H71V108H68L69 107V105H68V107L67 106H65V104H63V103H67L66 102ZM70 100V99H69ZM74 101H72V102H76L75 101V99H73ZM77 100V99H76ZM130 100V99H129ZM147 100V99H146ZM152 100V101H153ZM161 100V99H160ZM211 100H209V102H208V100L205 102V101H203V102H205L206 103V106L205 105H203V106H205V107H202L201 105H200V101L195 105V108L197 107V105L202 109V111L204 110L205 111V109L208 107V104L211 102ZM228 100L225 102V103H227L228 102ZM241 100H239V101H236V102H239L240 103V105H241ZM45 101V100H44ZM98 101V100H97ZM96 101V102H97ZM108 101H109V99H108ZM125 101V100H124ZM132 102H133V100H131ZM135 101V100H134ZM156 101V100H155ZM193 101V100H192ZM202 101V100H201ZM257 101V102H256ZM5 102V101H4ZM110 102V101H109ZM127 102V101H126ZM126 102H124V103H126ZM129 102V101H128ZM137 102H139V101H137ZM137 102H135V104L137 103ZM142 102H144V101H142ZM142 102L140 101V103H138V104H142ZM154 102V101H153ZM208 102V103H207ZM221 102V103H220ZM243 102V101H242ZM37 103V102H36ZM48 103V102H47ZM92 103V102H91ZM117 103H118V101H117ZM131 102H129V104H130ZM155 103H157V101L155 102ZM228 103V105H229V108H230V104ZM239 103H237V104H235V105H237V106H235V111H237L236 109V107H240L239 106ZM244 102H243V104H242V106L241 107H244L243 105L245 104ZM21 106V107H26V108H23V109H19L20 107H19V105ZM59 104V105H60ZM90 104V103H89ZM99 104H100V101H99ZM109 104V103H108ZM114 104H115V102H114ZM113 104V105H114ZM128 104V103H127ZM137 104V105H138ZM192 103H190V104H188V107L191 105ZM212 104V105H211ZM218 104H213V103H210L209 105H210V107H208V111H209V108H211V106H213V107H215V105H217L218 106ZM222 106H221V105ZM263 104H264V101H263ZM22 105H24V106H22ZM27 105V106H26ZM67 105V104H66ZM132 105V104H131ZM152 105V104H151ZM157 105H161V102H159ZM156 105V106H157ZM227 104H225V106H226ZM247 105H245V107H246V109H248V106ZM260 105V104H259ZM71 106V105H70ZM87 106H88V104H87ZM96 106V105H95ZM118 106H119V104H118ZM117 106V107H118ZM123 106V105H122ZM135 106V105H134ZM154 106V105H153ZM162 106V105H161ZM160 106V107H161ZM216 106V107H217ZM257 106V105H256ZM1 107V106H0ZM3 107H5L6 108V106H3ZM56 107V108H55ZM66 107H67V109H66ZM79 107V106H78ZM110 107V106H109ZM128 106L126 105V108H127ZM158 107V106H157ZM181 107H183V106H181ZM191 107H193L194 108V106L192 105ZM213 107H212V109H213ZM250 107V106H249ZM261 107H263V105L261 106ZM54 108H55V110H54ZM87 108H91V105H90V107L88 106ZM97 108V107H96ZM96 108L94 109V112L92 113V112H86V113H89V114H94L95 113V111H96ZM111 108H112V106H111ZM113 108H114V106H113ZM132 106L130 107V110H129V112L131 113L132 112ZM136 108V107H135ZM162 108H164V107H162ZM166 108V107H165ZM200 108H198L199 110L196 112V111H194V112H196V113H198L201 109ZM204 108V109H203ZM221 108H220V110L219 111H221ZM233 108H234V106H233ZM232 108V109H233ZM251 108H249V113L251 112L250 111V109ZM4 109V108H3ZM2 109V107L0 108V111L1 110H3ZM45 109H48V111H46ZM52 110V111H49V110ZM61 109V110H62ZM79 109V111H80V107L78 108ZM117 109V108H116ZM118 109H120L121 110V107L119 108L118 107ZM124 109V108H123ZM134 109V108H133ZM153 109V108H152ZM154 109H155V107H154ZM179 109V108H178ZM216 109V108H215ZM215 109H213V110H215ZM230 110L229 112H227L228 114H227V116H226V114L224 113V114H222L223 112H219L218 111V114L220 113V115L222 114V115H224V116H226V117H228V116H231V118H233V117H238V115H230V114H232L233 112H234V114H235V111L234 110ZM242 108H240L239 109V111L241 110ZM5 110V109H4ZM3 110V111H4ZM7 110V109H6ZM57 110V112H54V111H56ZM84 110V109H83ZM82 110V111H83ZM124 110H126V109H124ZM124 110H121V111H124ZM137 111L139 110V109H136ZM156 110L157 111H159V110H161V109H157L156 108ZM166 110V109H165ZM217 110H218V108L215 110V112H214V114L215 113H217ZM245 110V109H244ZM263 110H264V108H263ZM262 110V108H261V110L260 111H263ZM2 111V112H3ZM78 111V110H77ZM92 111V110H91ZM99 111V110H98ZM97 111V113H99ZM113 111V110H112ZM145 111H146V109H145ZM149 111V110H148ZM151 111V110H150ZM156 111V112H157ZM163 112H164V110H162ZM207 111V110H206ZM207 111V112H208ZM231 111H232V113H231ZM247 111V112H246ZM253 111H255V109H253ZM8 112V111H7ZM81 112V111H80ZM84 112V111H83ZM142 112V111H141ZM185 112V111H184ZM183 112V113H184ZM187 112V111H186ZM194 112H192V113H194ZM1 113V112H0ZM8 113H10V112H8ZM65 114H66V111L64 112ZM64 113H59L58 115H62L63 116V118H65L66 116H67V114H66V116H65V114ZM71 113V114H70ZM76 113V112H75ZM115 113V112H114ZM129 113V114H130ZM147 113V112H146ZM241 114H242V112H240ZM243 113H248V110H245V111H243ZM248 113V114H249ZM253 114H254V112H252ZM7 114V113H6ZM64 114V115H63ZM89 114H87V115H89ZM118 114V113H117ZM128 114V113H127ZM127 114H125L124 116H126ZM150 114V113H149ZM181 114V113H180ZM211 114H213L212 112H211ZM214 114H213V118H215L214 117ZM237 114H239V112L237 113ZM251 114V113H250ZM261 112L259 113H257V111L255 112V114L252 116L254 119L257 117L258 119H257V121H256V123L258 124V125H256V123H254L256 126H257V128L258 129H254V131L253 130H251V131H249L250 132V135L248 136V138H246L243 142H242V145H244V147H246V148H252V149H254V151L257 153V156H256V162L258 161V163H261L260 161H264L263 159H261L262 157H261V154H258V153H260V152H262V150L264 151V117L262 118V117H260L261 116ZM68 115H73L72 114V112L70 111L69 113H68ZM97 115V114H96ZM109 115V114H108ZM143 115V114H142ZM155 115V117H156V114H154ZM153 115V116H154ZM178 115V114H177ZM182 115V114H181ZM193 115V114H192ZM194 115H195V113H194ZM200 115H201V111H200ZM202 115H206V113H203ZM217 115V114H216ZM221 115V116H222ZM74 116V115H73ZM72 116V117H73ZM76 116V115H75ZM94 116V115H93ZM98 116V115H97ZM111 116V115H110ZM150 117V116H148V117H150V118H148V119H150L149 121H151L152 122V124H151V122H150V125L151 126H154L155 124H157L158 122L160 123L161 121L159 120H157L155 123H153V120L154 119H152L151 120V118H154V117ZM195 116H198V114H196ZM250 115H248V117H246V116H244L243 115V117H244V119H245V117L247 118V120H249L250 119V117H249ZM5 117V116H4ZM8 117V116H7ZM7 117L6 118H4V123L7 125V123H8V119H7ZM51 117H53L52 119L56 122V121H58V119H60V118H62L61 116L60 117H57V115L55 116V115H52ZM89 117V116H88ZM96 117V116H95ZM109 117V116H108ZM164 117V116H163ZM206 116H204V118H205ZM208 117V116H207ZM242 117V118H243ZM3 118V117H2ZM50 118V117H49ZM48 118V119H49ZM57 118V120H55V119ZM62 118V120L64 121L63 123L64 124H66V119H63ZM67 118V121H69V119H71V118H68V117H66ZM87 118V117H86ZM120 118V117H119ZM124 118V117H123ZM126 118H128V117H126ZM143 118V117H142ZM159 118V117H158ZM178 119L180 118V115L177 117ZM191 118V117H190ZM198 119H199V117H197ZM218 118V117H217ZM222 118V117H221ZM220 118V116H219V119H221ZM225 118V117H224ZM240 118H241V116H240ZM10 119V118H9ZM97 119V118H96ZM136 119V118H135ZM147 118H145V120H146ZM173 119V118H172ZM186 118H183V120H185ZM202 119V118H201ZM218 119V120H219ZM244 119H242V120H244ZM253 119V120H254ZM6 120V121H5ZM101 120V119H100ZM127 120V119H126ZM142 120H143V122L145 123V125H146V122H145V120L144 119H141V118H139V121L138 122H140L141 124H142V126L140 127V123H138L139 125H137V122H136V120H134V122H136V127L138 128V126H139V130L140 131H143L144 129L146 130H144V132H142V133H145L146 132V134L147 135H152V134H150V133H147L148 132V130H147V125L144 127L143 126V123H142ZM177 120V119H176ZM181 120V122L183 121L182 119H180ZM187 120V119H186ZM195 120V119H194ZM231 120H233V119H231ZM240 120V119H239ZM238 120V121H239ZM256 120V119H255ZM54 121H52L53 123H55ZM93 121V120H92ZM125 121V120H124ZM189 121V120H188ZM200 121V120H199ZM207 121H209V120H207ZM249 121H251L252 122V120L250 119ZM1 122H2V120H1ZM89 122H91L90 120H89ZM93 122H95V118H94V121ZM102 122H104V121H102ZM133 122V121H132ZM204 122V121H203ZM222 122H224V121H222ZM248 122V121H247ZM247 122H245V124L243 125V126H241V127H243L244 128V130H243V128H241L240 130L242 131H239L237 128L235 129V127H236V123H234L235 124V126L234 127H230L231 128V134L229 135V140H230V150H233V153L235 154V153H237V152H235V150H237V147L239 148V146H237V144H239V142L237 143L236 142V139L235 138H233V136L235 137L236 136V132L235 131H237V133L238 132H240V134H243V135H246V133L247 132H245V129H246V127H245V125H246V123ZM45 123V125L47 124L46 122H44ZM71 123H73V122H71ZM70 123V125H72ZM81 123H82V121H81ZM86 123V122H85ZM88 123V122H87ZM117 123H118V121H117ZM119 123H121V121H119ZM158 123V125L160 126L161 124H159ZM162 124L164 123V122H161ZM185 124H186V122H184ZM195 123H196V121H195ZM198 123V122H197ZM213 123V122H212ZM240 123V122H239ZM92 124V123H91ZM95 124V123H94ZM98 124H100L99 122H98ZM106 124V123H105ZM154 124V125H153ZM167 124V123H166ZM199 124V123H198ZM207 123H203V125H206ZM232 124V123H231ZM248 124V123H247ZM1 125H2V123H1ZM0 125V126H1ZM3 126L4 128H2L3 130H9V128H8V125L7 126ZM35 125H37V128L35 127V128H33V129H31L33 126H35ZM39 125V126H38ZM42 126L44 125L43 124V122H42V124H41ZM53 125V124H52ZM84 125V124H83ZM93 125V124H92ZM109 125H112V124H109ZM119 125V124H118ZM149 125V126H150ZM171 125V127H173L174 129H176V128H178V127H174V125L172 126V124H170ZM182 125H183V127L185 126L183 123H182ZM195 125H197V124H195ZM255 125H252L253 126V128L255 127ZM12 126V125H11ZM19 126H17V127H19ZM57 126V125H56ZM73 127H71L70 129H74L75 130V127H74V125H72ZM98 126H100V125H98ZM97 126V127H98ZM150 126V127H151ZM188 126H189V124H188ZM187 126V127H188ZM232 126H233V124H232ZM84 127V126H83ZM102 127V126H101ZM135 127V126H134ZM144 127V128H143ZM150 127L148 128V129H150ZM158 127V126H157ZM165 127V126H164ZM163 127V128H164ZM190 127V126H189ZM191 127L192 128H194L193 127V124L191 125ZM196 127V126H195ZM200 127V126H199ZM249 127H251V126H249ZM6 128V129H5ZM8 128V129H7ZM14 128V127H13ZM47 126H46V129H45V131H47ZM77 128V127H76ZM94 128V127H93ZM130 128H131V126H130ZM143 128V129H142ZM162 128V129H163ZM168 128L171 130V128L169 127V125H168ZM172 128V129H173ZM181 128V127H180ZM185 128H186V126L184 127V130H185ZM1 128H0V130L1 131H3ZM11 129H12V127H11ZM42 129V128H41ZM95 129H96V127H95ZM105 129H106V127H105ZM135 129V128H134ZM151 129H153V128H151ZM157 129V128H156ZM155 129V130H156ZM206 128H205V126H204V129L203 130H205ZM234 129H235V131H234ZM251 128H249V130H250ZM18 131H19V129H17ZM28 130V131H29ZM40 130V129H39ZM67 130H69V128L67 129ZM67 130H64V132L65 133H63L61 130L60 131H58L55 135H58V133L59 132H62L64 135L65 134H67L68 132H67ZM73 130V131H74ZM76 130H78V129H76ZM170 130H168V131H170ZM247 130V129H246ZM0 131V132H1ZM4 131V132H5ZM7 131H6V133H7ZM20 131H22V130H20ZM38 131V130H37ZM44 130H42L41 131V133L43 132ZM44 131V132H45ZM54 131V130H53ZM84 131V130H83ZM137 131V130H136ZM140 131H137V133L138 132H140ZM162 131H164V130H162ZM167 131V132H168ZM178 131V130H177ZM191 131V130H190ZM17 132V131H16ZM29 132V133H30ZM38 132H40V131H38ZM43 132V133H44ZM74 132H76V131H74ZM123 132V131H122ZM149 132H151V130L149 131ZM152 132H153V130H152ZM156 132V131H155ZM153 133L154 135L156 134V135H158L159 133ZM161 134H163L162 132H161V129H160V131H159ZM185 132V131H184ZM192 132V131H191ZM204 132V131H203ZM202 132V134H204ZM15 133V132H14ZM50 136H51V134H50V132H47ZM53 133V132H52ZM80 133V132H79ZM82 133V132H81ZM115 133V132H114ZM113 133V134H114ZM128 134H129V130H128V132H127ZM131 133V132H130ZM132 133H135V132H132ZM142 133H141V135H142ZM178 133V132H177ZM182 133V132H181ZM207 133V132H206ZM8 134V133H7ZM12 134L13 133H11L10 135L12 136ZM21 134V133H20ZM24 134V133H23ZM25 134H26V132H25ZM28 134V133H27ZM45 134V133H44ZM48 134H47V137L46 138H48L49 136H48ZM77 132L75 133V135H74V133H73V135L75 136V138L77 137ZM84 134V133H83ZM128 134H126V135H128ZM170 134H172V132H170ZM170 134H166V132H165V134L164 135H167V136H169L167 139L169 140V143H170V140H174V139H176V138H174V136H173V138L174 139H172V138H170V137H172ZM174 134H176L175 132H174ZM192 134V133H191ZM209 134V133H208ZM233 134V135H232ZM235 134V135H234ZM10 135H7L8 137L7 138H5L6 140H7V144H8V139H10L11 138V136ZM16 135H18V134H16ZM42 134H40V136H41ZM60 135V134H59ZM68 135H70V134H68ZM72 135V136H73ZM81 134H79V136H80ZM121 135V134H120ZM120 135H119V137H120ZM154 135H152V137H155ZM164 135H160L159 134V136H162L161 137V139H166V137L165 138H163V136ZM180 135V134H179ZM178 135V136H179ZM243 135H240V137L241 136H243ZM3 136V135H2ZM18 136H22V135H18ZM61 136V135H60ZM63 136V135H62ZM73 136V137H74ZM78 136V139L76 140V141H78L79 140V138H81V137H79ZM134 136V135H133ZM132 136V137H133ZM135 136H137V134H135ZM135 136L133 137V138H135ZM139 136V135H138ZM144 136V134L142 135V137ZM177 135H175V137H176ZM193 136V135H192ZM192 136H191V138H192ZM207 136V135H206ZM4 137L5 136H3V139H4ZM16 137V136H15ZM102 137H103V135H102ZM102 137L99 139V143H101V140L103 141V139H102ZM113 138V135L112 136H110V138ZM147 137H149V136H147ZM152 137H150V138H152ZM180 138H181V136H179ZM178 137V138H179ZM189 137H190V135H189ZM26 138V135H24V139ZM32 138V137H31ZM35 138H38V139H40L39 137H35ZM34 138V139H35ZM60 138V137H59ZM59 138H58V136H57V140L59 141ZM88 138V137H87ZM96 138V137H95ZM125 136H124V138H122V139H119V140H121V141H123V139L125 140ZM131 138V137H130ZM130 138L128 139L127 138V140H130ZM137 138V137H136ZM143 138H145L144 140H146V135L143 137ZM143 138H142V140H143ZM149 138V139H150ZM177 138V139H178ZM182 138H184V137H182ZM181 138V139H182ZM195 138V137H194ZM212 138V137H211ZM242 138V137H241ZM4 139V140H5ZM28 139H30V137L28 136ZM42 139H43V137H42ZM45 139V138H44ZM49 139H51V137H49ZM61 139V138H60ZM72 139H74V138H72ZM91 139V138H90ZM93 139V138H92ZM91 139V140H92ZM148 139V140H149ZM234 139V140H233ZM5 140V141H6ZM31 141H32V139H30ZM30 140L28 141V143H30L31 144V142H30ZM36 140V139H35ZM46 140V139H45ZM48 140V139H47ZM86 140V139H85ZM84 140V141H85ZM97 140L98 139H96V141L95 142H97ZM109 140H111V139H109ZM117 141H118V138L116 139ZM132 141H133V139H131ZM136 140V139H135ZM137 140H138V138H137ZM141 140V139H140ZM141 140V142H143V144H144V141H142ZM153 140H156V139H154L153 138ZM152 140V141H153ZM180 140V139H179ZM179 140H178V145H176L175 144V142H173L172 143V145L171 146H168V148L170 149V151L169 152H165V154L164 155H162L163 154V152L161 153V155L163 156H160V154H156V157H154L155 156V153H154V156H153V160H154V158H157V156L159 155L160 156V159L161 160H163L162 162H161V160L160 161H158L157 162V160H159V158H157V159H155L156 160V162L158 163L157 165H159V162H161V164H162V166L160 167L161 169H159L157 166V173H156V171H155V166H152L153 167V169H154V171H153V169H152V171H153V174H152V172H150L149 170L147 171V172H150L152 175H154V172L156 173V174H158V171L159 170H161L162 172H164L163 170H162V168L165 170V169H167V172H174V173H176V175L177 174H185L186 176L185 177H187L188 175H191V174H195V176H194V178H193V180H192V186H191V188L190 189H192V190H194V189H197V193H200L201 191H202V193H200L199 195L200 196H202V195H205V196H208V195H210L211 193H216V192H221V193H224L226 190H227V188L230 186V183H229V181H227L226 183H224V184H222L223 182H222V178H223V176H225V173L224 172H220V170H221V166L220 165H223L222 163V161H219V162H217L216 164H213V166L211 167V168H209V166H207L208 168H204L203 166H205L206 164H205V162H204V165L202 166V160L201 159H199L198 157H199V155H198V152H196V151H193L194 152V154H193V152H192V156L191 155H188V152H189V150H194L193 148L195 147L196 149H198V147H197V145H194V144H191V143H189L190 141H189V139H187V140H185L186 141V143H185V141H181L180 140V142H179ZM4 141V142H5ZM10 141H11V139H10ZM36 141H39V140H36ZM41 141L43 142V140H41L40 139V145L39 146H43V148H44V146L46 145V144H44V143H42L41 144ZM52 141V140H51ZM67 141V143H71L70 145H71V147L68 149V150H70L71 148H73L72 146L76 143V146H74V147H77V144L79 143V141L78 142H75V143H73V142H69L68 140H66ZM73 141H75V140H73ZM113 141V140H112ZM151 141V142H152ZM167 141V140H166ZM166 141L164 142V144L166 143ZM196 141V139L194 140V142ZM13 142V141H12ZM12 142H11V144H12ZM22 142H23V140H22ZM46 142V141H45ZM91 142V141H90ZM90 142H88V143H90ZM93 142L94 141H92L91 143L93 144ZM97 142V143H98ZM114 142H115V140H114ZM134 142V141H133ZM138 142V144H139V141H137ZM151 142H147V143H149V144H147V143H145L144 145H146L147 147L149 146V150L151 149ZM184 143V145L182 144V143ZM209 142H211V140L209 141ZM1 143V142H0ZM14 143H16V140H15V142ZM24 143V142H23ZM33 143V142H32ZM48 143H50V141H48ZM51 143H53V142H51ZM56 142L54 141V143H53V145L55 144ZM72 143H73V145H72ZM87 143V144H88ZM117 143V142H116ZM122 143V142H121ZM154 143V142H153ZM163 143V142H162ZM169 143H166L165 145H167V144H169ZM177 143V142H176ZM180 143V144H179ZM193 143V142H192ZM196 143V142H195ZM233 143V144H232ZM244 143V144H243ZM4 144V143H3ZM6 144V143H5ZM4 144V145H5ZM7 144L5 145V147H8L7 146ZM20 144H21V142H20ZM34 144V143H33ZM36 144H38V143H36ZM80 144H81V142H80ZM80 144H78V145H80ZM104 144V143H103ZM115 144V143H114ZM133 144V143H132ZM132 144H130V145H132ZM142 144V146H144ZM160 144H161V142H160ZM163 144V145H164ZM235 144V145H234ZM1 146H2V144H0ZM32 145V144H31ZM50 144H48V146H49ZM98 145H100V144H97V146ZM106 145V144H105ZM129 145V146H130ZM135 145V144H134ZM134 145H132V146H134ZM157 145H159V144H157V142L156 143H154V145L152 144V146L154 147V146H157ZM163 145L161 144V146L163 147ZM12 146H14V145H12ZM21 145H18L17 147L19 148ZM38 146V148L39 149H36V148H34L35 150H42V148H40ZM51 146V145H50ZM48 147V148H50V154H51V157L53 156L52 155V153L55 151L54 149H52L51 147ZM86 145H81V147L84 149V147H85ZM95 146V145H94ZM96 146V147H97ZM104 146V145H103ZM118 146V147H117ZM117 146L115 145V146H110V147H108V145H107V147L108 148H106V149H108L109 151H110V148H111V150H112V148H114L113 149V151H112V153L113 152H115L116 150H115V148L117 147L118 148V150H119V152H122V151H120V150H122V148H120V146H122V145H118V143H117ZM123 146H125L124 144H123ZM132 146H130V147H132ZM141 146V144H140V146H138V147H141L142 149H144V147H142ZM146 146H145V148H146ZM186 146H188L187 148L188 149H185L186 148ZM4 147V146H3ZM10 147V146H9ZM17 147H14V148H17ZM45 147H47V146H45ZM58 147H60V146H58ZM62 147V146H61ZM88 147H89V144H88ZM137 147V148H138ZM157 147H159V146H157ZM54 148V147H53ZM103 148V147H102ZM101 147H97V151L94 149V151H95V153L97 152V154H99L98 152H100V151H98V149L99 150H101L102 149ZM120 148V149H119ZM156 148V147H155ZM161 148V147H160ZM163 148H165V147H163ZM236 148V149H235ZM5 149V148H4ZM4 149H2V147H1V150L2 151H4ZM12 149H13V147H12ZM23 148H21L20 147V149L19 150H22ZM25 149V148H24ZM30 148H28V150H29ZM32 150H33V147L31 148ZM30 149V151L29 152H34V151H32ZM51 149L52 150H54L53 152L51 151ZM56 150H57V148H55ZM61 149V148H60ZM75 149L76 148H74V151H75ZM79 149V148H78ZM78 149H76V151L78 150ZM85 149H86V147H85ZM84 149V150H85ZM130 149V148H129ZM142 149H138V150H141V151H138V150H136L135 151V153H136V156L138 155V156H141L140 155V153L142 154L144 151H142ZM153 149V148H152ZM151 149V150H152ZM158 149V148H157ZM166 149H167V146H166ZM165 149V150H166ZM201 149V148H200ZM6 150V149H5ZM9 150V149H8ZM19 150H17V151H19ZM28 150L26 151V149H25V151H26V153L24 152V151H21L20 153H18V154H23V152L25 153V154H27L26 155V157H25V161L23 160L22 161V163H23V166H25V165H27V164H30L31 165V163L32 162H30L29 163V161L27 162V160H28V154H29V152H28ZM66 150H67V148H66ZM67 150V151H68ZM115 150V151H114ZM118 150L115 152V155H113V156H117V157H115L117 160H118V158H120V157H122V154H120L119 152H118ZM125 149L123 148V151H124ZM145 151H147L148 149L146 148V149H144ZM148 150V151H149ZM161 149H159V151H160ZM203 150L204 149H202V155L203 156H206V152H203ZM2 151H0V154H2V155H5L4 154V152H2ZM17 151L14 149V152L15 153H17ZM43 151H44V149H43ZM45 151H46V149H45ZM47 151H48V149H47ZM80 151V150H79ZM79 151L77 152V154L79 153ZM86 151V150H85ZM93 151V152H94ZM101 151H103V149L101 150ZM154 151H156V150H154ZM2 152V153H1ZM7 151H5V153H6ZM12 152H13V150H12ZM12 152H11V150H10V152H8V153H6V154H9L10 153V155H9V157L8 156H6V157H4V158H2L3 156L1 155V157H0V160L2 159V162H3V167L5 166V165H7V163H9L11 160H8L9 158H11L12 159V155L14 156V157H16L15 155V153H13L12 154ZM40 152V151H39ZM38 152V153H39ZM49 152V151H48ZM48 152H46V154H49ZM52 152V153H51ZM81 152H82V150H81ZM89 152H90V150H89ZM104 153H105V150L103 151ZM118 152V153H117ZM137 152H140V153H137ZM151 152V151H150ZM161 152V151H160ZM191 152V151H190ZM42 153V152H41ZM44 153V152H43ZM83 153H85L84 151H83ZM95 153H93V155H92V159H94V156H96L95 155ZM109 153H111V151L109 152ZM127 153H128V151H126L125 150V154L127 155ZM131 153V152H130ZM130 153H128V155H130V156H132V154H130ZM134 153V152H133ZM135 153H134V158L136 159V156H135ZM148 153V152H147ZM146 153V154H147ZM157 153H159V152H157ZM252 153H254V152H252ZM263 153V152H262ZM17 154V155H18ZM33 154V153H32ZM34 154H35V152H34ZM45 154V153H44ZM44 154H43V156H44ZM55 154V153H54ZM86 154V153H85ZM100 154H101V152H100ZM117 154V155H116ZM247 154V153H246ZM63 156H65L64 157V159L62 158V160H65V159H68L69 158V156H70V154H69V152H67L66 153V155H68V156H66L65 154H62ZM74 155H76V154H74ZM82 154L80 153V155L79 156H81ZM101 155H103V154H101ZM110 155V154H109ZM109 155H107V157L109 156ZM111 155V156H112ZM120 155V156H119ZM143 155H144V153H143ZM233 155V154H232ZM232 155H230V156H232ZM243 155V154H242ZM242 155H235V157H233V159H236L235 161H234V164L233 165H235V168H234V170H235V172H239L240 170H242L245 166H244V160L242 161V158H240V156H242ZM245 155V154H244ZM23 156H25V155H23ZM23 156H21V157H23ZM46 156H48V157H50V155H46ZM61 156V155H60ZM60 156H58V158H56V157H53V158H50L51 160L52 159H59V157ZM79 156L77 157V158H79ZM82 156H84V154L82 155ZM123 156H124V154H123ZM137 156V158H138V160L140 159V157H138ZM149 156V154L147 155V157ZM8 157V158H7ZM14 157H13V159H14ZM47 157V158H48ZM62 157V156H61ZM71 157V156H70ZM74 157V156H73ZM73 157H71V159L73 158ZM86 157V156H85ZM90 157V156H89ZM133 157V156H132ZM144 157V156H143ZM150 157V156H149ZM162 157V158H161ZM261 157V158H260ZM7 158V159H6ZM18 159L20 158L19 157V155H18V157H17ZM46 158V157H45ZM77 158H75L76 159V161H77ZM82 157H80L79 159H81ZM129 158V157H128ZM127 157L126 158H124V157H122V158H120V159H123V161L124 162H126L127 164V167L128 168H126V169H129V165H128V163L130 164V162H132L133 160H134V158H131L132 159V161H129L128 162V159ZM5 159V161L6 162H4L3 160ZM13 159H12V161H13ZM18 159H14L15 161H11L12 162V164L15 162L16 164H11V163H9L11 166L9 167L8 165V167H2V169H0V170H2V174L0 173V175H2L1 177H2V179L0 180V183L1 182H3L2 180L3 179H5V181H6V179H9L10 178V176H11V178H12V176H13V180H11V181H14L15 180V176H17L16 177V179L19 177V176H22L21 175V173H25L26 174V176H24V180L22 179V180H20V178H22V177H19L16 181H17V183H13V185L11 184V181H9L10 182V187H9V189L7 188H5L4 187V184L3 183H5V182H3V183H1L0 184V187H1V185H3L2 187H3V189H2V187L0 188V264H59L61 261L60 260H62V259H60L61 257H63V260H64V262L66 263V262H68V264H89V262L91 261V259L92 258H94V259H97V258H95V253H91V250L90 249H88V247H89V243L88 242H90V240H87V238L89 237L88 236V234H87V229H89V228H91V230H92V225L93 224H90L89 222H88V219H87V215L90 213V211H92V209H94L92 212V215H94V213H96L95 215H97V213H99V212H101V216H100V218H99V220L101 221V222H103V223H105V222H110V223H113V225L112 226H110V225H106V227L104 228L105 229V232L107 233V231H108V233L110 232V237H111V242H112V246L114 245V246H116L115 248H117L118 246H119V248L120 249H123L127 244L128 245H133V246H136V244L138 245V243L137 242H139V241H145L143 238L145 237L144 236V234H143V236L144 237H142V236H140L141 234H140V232H139V235H136V233H138L137 232V230H138V228H137V223H136V226L135 225H133V223L137 220V218H138V216H139V214H141V215H143L144 216V212H150V209H153V208H155V207H158L159 205L161 206V203H162V199L164 198H162L160 201H161V203H157V201L158 200H153L152 198H151V196L155 193V191L152 193L151 192V194H149L148 195V193L147 194H145L146 193V191L148 192V190H145V189H143V190H145L144 192L145 193H141L140 192V197H136L137 198V202H135V200H134V204L131 206V203H129L128 201H126L127 199L126 198H128V196H129V194L131 193L132 194V192L133 191H127V187H124V186H126V185H124L125 184V182H127L131 177H132V175H134V174H136L135 176H133L134 177V179H136V176L138 175L137 173H132V171H134L135 169H137V167L138 166H140V165H138V163H137V166L136 167H134L135 166V163H134V166L132 167V169H130V171L129 170H126V172L128 171V173L130 174H132L131 175V177H127V175H125L124 177H126V178H124L125 179V181H123L122 182V180H121V182H122V185H121V183H119V179L117 180V181H106V179H105V181L106 182H104V183H98L97 184V182H95V183H92L91 181V179H92V177L90 176V172H88V171H90V167L89 166H91L90 164H91V161H88L89 163L88 164H86V165H89L88 166V168H90L89 170L87 169V173H86V175H88L89 176V178L88 177H86V175H84V176H82V175H80V176H82V178H80V179H77V177L79 176V174H77V172H78V170H79V168H81L83 165V168L82 169H84V167H85V162L88 160V157L86 158V161L82 158V162L84 163L83 165H82V162H81V165L79 164H77L75 161V164H74V162H70L71 161V159H69V161H66L68 164L70 163H73V165L76 167V164H77V167H78V170H75V171H72V170H74V169H77V167L75 168V167H72V170H70L71 168L69 167V165H68V170H67V166H65V168L64 167H62V169H64L66 172L67 171H69V175H68V172H67V175L68 176H70L71 174H72V172H75V174H77V177L76 176H73V174L71 175V176H73V178H75L74 180H73V182H72V180H70V181H67L66 180V178H65V176H63V175H66V174H61V177H63V178H65V179H61V177H60V180H59V177H58V179H56V180H54V175H53V177L52 176H49V174L47 173V172H45L46 170H48V168L46 169V170H44V167L43 166H41V164L39 165L38 163H36L38 160H36V162L34 163L35 164V166H34V164H33V166H31L30 167V165H28V166H25V169L23 168V166H21L20 165V163L19 162H21V160L19 159V162H18ZM33 159L35 160V158L33 157ZM49 159V158H48ZM55 159L53 160V161H55ZM96 159H97V157H95V161L94 160H92L93 161V163H97L98 161H96ZM108 159V158H107ZM106 159V160H107ZM124 159H126V160H124ZM142 159H144V158H142ZM151 159V160H152ZM202 159H205V158H202ZM223 159V158H222ZM221 159V160H222ZM244 159H246V158H244ZM258 159V160H257ZM32 160V159H31ZM46 160V159H45ZM60 160H61V158H60ZM73 160H74V158H73ZM98 160V159H97ZM110 160V159H109ZM112 160V159H111ZM110 160V161H111ZM115 160V159H114ZM138 160H137V162H138ZM147 160V159H146ZM150 159H148V163L150 162L151 163V161H149ZM208 160V158L206 159V161ZM260 160V161H259ZM17 161V162H16ZM33 161V160H32ZM110 161H108V162H110ZM121 161V160H120ZM192 161H194L196 164H195V168L193 167L192 168V166H191V164H192ZM253 161V160H252ZM1 162V161H0ZM43 162V161H42ZM45 162V161H44ZM44 162H43V164H44ZM50 162V161H49ZM52 162V161H51ZM62 162V161H61ZM112 162V165L110 164V167H109V169L111 168V166H112V168H113V165H114V162H113V160L111 161ZM110 162V163H111ZM116 162V161H115ZM123 162V163H124ZM133 162H135V161H133ZM132 162V163H133ZM143 162V161H142ZM191 162V163H190ZM4 163H6L5 165H4ZM17 163H19V168L21 169V168H23L24 170H25V172H24V170L23 169H21V171H20V169H15V167L18 165ZM24 163H25V165H24ZM53 163V162H52ZM55 163H58V161L56 162H54V165L55 166H57ZM63 163L64 162H62V166H63ZM64 163V165H66ZM93 163H92V165H93ZM122 163V164H123ZM141 163V162H140ZM37 164V165H36ZM47 164L50 166V163H48L47 162ZM46 164V165H47ZM99 164H101V162H99ZM121 164V163H120ZM120 164H119V167H120ZM0 165H1V163H0ZM53 165V164H52ZM54 165H53V167L52 168H54ZM95 165V164H94ZM98 164H96L95 166H97ZM105 165V164H104ZM106 165H108V163L106 164ZM146 165H149V164H146ZM152 165V164H151ZM153 165H154V162H153ZM208 165V164H207ZM253 165V164H252ZM252 165H248L247 166V169L249 168L250 170H251V172H249V174L248 173H246V174H244L246 177H247V175L250 177V178H252L253 177V175L255 174V171H254V173H253V169H254V167H253V169L252 168H250V166H252ZM59 166V165H58ZM71 166V165H70ZM81 166V167H80ZM123 166L125 167V165L123 164ZM143 166H144V164H143ZM143 166H141V168L143 167ZM12 167V168H11ZM13 167H14V169H13ZM33 167V168H32ZM43 167V168H42ZM92 167V170H94V166H91ZM98 168H99V166H97ZM96 167V168H97ZM101 167H103V164H101ZM106 167H108V166H105V167H103L102 169L104 170V168H106ZM116 167V166H115ZM151 167V168H152ZM206 167V166H205ZM229 166H227V168H228ZM261 167V166H260ZM263 167H264V164H263ZM10 168V170H8V172L10 171V173L8 174V176L7 177H5V178H3V175L5 174V172H7V169H9ZM34 168H35V170L36 171H34ZM86 168H87V166H86ZM111 168V169H112ZM135 168V169H134ZM141 168H138V169H141ZM151 168H150V170H151ZM14 171V170H18V171H16V173L15 172H13L14 173V175H13V173H12V170ZM43 169V170H42ZM57 169V167L55 168V170ZM59 169V168H58ZM61 169V168H60ZM61 169V170H62ZM118 168H116V169H114L115 170V174H116V170H117ZM120 169V168H119ZM134 169V170H133ZM143 169H144V167H143ZM142 169V170H143ZM245 169V168H244ZM246 169V170H247ZM262 169V168H261ZM260 169V170H261ZM50 170H51V168H50ZM54 170V169H53ZM85 170V169H84ZM103 170H100L101 172L103 171ZM256 170H257V168H256ZM262 170H264V168L262 169ZM65 171H61V172H65ZM98 171V170H97ZM112 171V170H111ZM160 171V172H161ZM166 171V170H165ZM226 171V170H225ZM228 171V170H227ZM258 171V170H257ZM256 171V172H257ZM19 172V173H18ZM32 172V173H31ZM60 172V173H61ZM65 172V173H66ZM80 172H83V171H81L80 170ZM95 172V171H94ZM94 172L92 173L91 172V174H93V175H97V174H94ZM101 172H99L98 171V174L99 173H101ZM125 171L123 172L122 171V173H126ZM136 172V171H135ZM159 172V173H160ZM234 172V171H233ZM4 173V174H3ZM34 173V174H33ZM59 173V172H58ZM59 173V174H60ZM71 173V174H70ZM79 173V172H78ZM89 173V174H88ZM143 172H141V174H142ZM197 173V174H196ZM211 173V175L208 177V182L209 183H207L206 182V180H202V177H201V179H200V174L201 175H206V176H208L209 174ZM253 173V174H252ZM24 174V175H25ZM45 174H48V176L46 177L45 176ZM50 174H53V173H50ZM54 174L56 175V173H55V171H54ZM83 174V173H82ZM84 174H85V171H84ZM106 174H107V171H106ZM148 174V173H147ZM165 174L167 175V173L165 172ZM234 174V173H233ZM7 175V174H6ZM10 175V176H9ZM102 175L103 176H106L105 175V173L103 174L102 173ZM112 175V174H111ZM140 175V174H139ZM137 176V178L138 177H140V176ZM175 175V176H176ZM5 176V175H4ZM67 176V177H68ZM99 176V175H98ZM115 176V175H114ZM113 176V177H114ZM144 176V175H143ZM143 176H142V178H143ZM175 176H173V178L175 177ZM238 176V175H237ZM0 177V178H1ZM56 177V176H55ZM84 177V178H83ZM102 177V176H101ZM109 177V176H108ZM133 177H132V179H133ZM151 177V176H150ZM164 177V176H163ZM168 177H170L171 179H172V176H170V175H168ZM168 177L167 178H165V179H168ZM190 177V176H189ZM241 177H243V176H239V178L241 179V181L242 182H244L245 183V181L244 180H242V178ZM26 178V179H25ZM91 178V179H90ZM94 178H96V177H94ZM107 178V177H106ZM120 178H122V176H120ZM129 178V179H128ZM149 178V177H148ZM148 178H146L147 180H146V183H144V184H147V182L149 183L150 181H151V179H150V181H148L149 179ZM179 178V177H178ZM188 178V177H187ZM244 178V177H243ZM71 179H72V177H71ZM102 179V178H101ZM110 179V178H109ZM140 179V178H139ZM205 179H206V177H205ZM224 179V178H223ZM247 179L249 180V181H251L252 179H249L248 177H247ZM100 180V179H99ZM138 180V179H137ZM144 180V179H143ZM169 180V179H168ZM172 180H174V179H172ZM186 180V179H185ZM227 180H230V179H227ZM19 181V182H18ZM130 181L132 182V180L130 179ZM136 181V180H135ZM145 181V180H144ZM231 181V180H230ZM116 182V183H115ZM130 182V183H131ZM140 182H143V181H141L140 180ZM172 182V181H171ZM179 182V181H178ZM232 182V181H231ZM241 182V183H242ZM25 183H27V184H25ZM128 183V182H127ZM129 183V184H130ZM251 183V182H250ZM252 183H255V182H252ZM150 184V183H149ZM179 184H180V182H179ZM190 184V183H189ZM243 184V183H242ZM12 185V186H11ZM14 185H15V188H14V192L12 191V187H14ZM18 185H21L20 187H18ZM25 185V186H24ZM132 185H134L133 183H132ZM137 185V186H136ZM136 185H135V187H133L132 186V188L135 190H138V189H142L141 187H139L140 186V184L138 185L137 183H136ZM142 185H143V183H142ZM167 185V184H166ZM16 186H17V188H16ZM130 186V185H129ZM151 186V185H150ZM181 186H182V184H181ZM264 186V185H263ZM6 187H8V186H6ZM138 189H137V188ZM148 187V186H147ZM179 187V186H178ZM186 187V186H185ZM242 187V186H241ZM254 187V186H253ZM10 188H11V191H10ZM21 188V190H22V192H21V190H19V192L21 193L19 196H18V190L17 189H20ZM131 188V189H132ZM180 188V187H179ZM178 188V189H179ZM24 189V190H23ZM150 189V188H149ZM185 189V188H184ZM184 189H183V191H184ZM187 189V188H186ZM189 187H188V193H190L189 192ZM6 190L8 191L7 193H6ZM142 190V191H143ZM207 190H209V192L207 191ZM238 190V189H237ZM5 191V192H4ZM10 191V192H9ZM207 191V195L205 194V193H203V192H206ZM211 191H213V192H211ZM263 191V190H262ZM33 192V193H32ZM129 192V193H128ZM175 192V191H174ZM187 192V191H186ZM185 192V193H186ZM193 192V191H192ZM13 193V194H12ZM16 193H17V195H16ZM150 193V192H149ZM177 193V192H176ZM264 193V192H263ZM15 194V195H14ZM151 195V196H150ZM156 194H154V196H152V197H158V195L157 196H155ZM173 195V194H172ZM182 195V194H181ZM189 195V194H188ZM187 195V196H188ZM190 195H192V197L193 196H195L194 194H190ZM190 195H189V197H190ZM218 195V194H217ZM220 195V194H219ZM98 196H101L102 197V204H100L98 201H96V199H97V197ZM120 196V198H121V200H118L117 199V197H119ZM132 196H134V194H132ZM131 196V197H132ZM196 197V196H195ZM203 197V196H202ZM132 198H134V199H136L135 197H132ZM131 198V199H132ZM138 198H140L139 199V201H138ZM187 198V197H186ZM211 198H213V197H211ZM225 198V197H224ZM126 199V200H125ZM130 199V200H131ZM158 199V198H157ZM184 199V198H183ZM200 199V198H199ZM202 199H204V198H202ZM206 199V198H205ZM191 200V199H190ZM118 201H120V208L119 207H117L116 208V205L118 204ZM133 201V200H132ZM132 201H130V202H132ZM183 201V200H182ZM187 202H188V200H186ZM192 201H193V198H192ZM226 201V200H225ZM168 202V201H167ZM204 202H205V200H204ZM246 202V201H245ZM197 203V202H196ZM221 203H222V201H221ZM224 203H226V202H224ZM223 203V204H224ZM227 204V203H226ZM226 204H224L225 206H226ZM197 205V204H196ZM188 206V205H187ZM94 207H97V209L96 208H94ZM113 207H115L116 209H113ZM137 207H139V209L137 208ZM190 207H192V205L190 206ZM194 207V209H195V206H193ZM248 207V206H247ZM256 207V206H255ZM119 208V209H118ZM188 208V207H187ZM252 209H253V205H252V207H251ZM189 209V208H188ZM193 208H191V210H194ZM248 209V208H247ZM252 209H251V212H252ZM100 210V211H99ZM174 210L176 211V209L174 208ZM186 210L187 209H185L184 210V212H186ZM256 210V208L254 209V211ZM140 211H144V212H141L140 213ZM172 211V210H171ZM170 211V212H171ZM174 211V212H175ZM188 211H190V210H188ZM237 211V210H236ZM247 211V210H246ZM262 211L264 212V210L262 209ZM170 212H168L169 214H172V213H174V212H172V213H170ZM144 213V214H143ZM168 213H167V215H168ZM190 213H191V211H190ZM197 212L195 211V214H196ZM254 213V212H253ZM152 214V213H151ZM150 213H149V216L151 215ZM194 214V216H196ZM157 214H155L154 216H153V221H155L154 220V217L156 216ZM166 215V216H167ZM143 216H140V219L143 217ZM169 216V215H168ZM202 216V215H201ZM255 216V215H254ZM264 216V215H263ZM95 217V216H94ZM151 217V216H150ZM88 218H90V216L88 217ZM208 218V217H207ZM245 218V217H244ZM94 219V218H93ZM147 219V218H146ZM95 220V219H94ZM93 220V221H94ZM163 220L164 219H162V223H161V225L163 224V225H165L164 223H163ZM201 220V219H200ZM207 220V219H206ZM264 220V219H263ZM90 221V220H89ZM99 221V223L97 224V225H99L98 227H101V228H103V226H102V224H101V222ZM138 221H139V218H138ZM141 221V220H140ZM139 221V222H140ZM165 221H166V219H165ZM209 221H210V219L208 220V223H209ZM259 221V220H258ZM91 222H92V219H91ZM96 222V221H95ZM152 222V221H151ZM212 222V221H211ZM155 223V222H154ZM208 223H207V225H208ZM214 223H216V222H214L213 221V223H209L210 225H208V227H211V225L213 226V225H217V224H214ZM101 224V225H100ZM140 224V223H139ZM143 224V223H142ZM156 224V223H155ZM155 224H153L152 225V230L151 231H156L155 229L153 230V227L155 228L157 225H155ZM167 225H168V223H166ZM155 225V226H154ZM202 225H206L205 223H203ZM110 226V228H108ZM116 226H118V228L116 227ZM136 228H135V227ZM145 226V225H144ZM150 226V225H149ZM94 227H96V223L94 224ZM203 227H205V226H203ZM207 227V226H206ZM207 227V228H208ZM218 227V226H217ZM216 227V228H217ZM101 228H99V229H101ZM106 228H108V229H106ZM147 228V227H146ZM164 228H167L166 227V225L164 226ZM216 228H214L215 229V231L217 230ZM94 229V228H93ZM99 229H96L97 230V232L99 231V233H101L100 232V230ZM139 229H141L142 230V228H139ZM212 229V228H211ZM107 230V231H106ZM110 230V231H109ZM141 230H139V231H141ZM146 230V229H145ZM145 230H142V231H145ZM169 230V229H168ZM202 231H203V228L201 229ZM204 230H205V228H204ZM209 230V229H208ZM213 230V229H212ZM90 231V230H89ZM214 230H213V232L214 233H216V232H218V230L215 232ZM97 232H96V234H97ZM209 232H212V231H209ZM212 232V233H213ZM142 233V232H141ZM213 233V234H214ZM238 233V232H237ZM86 234H87V236H86ZM91 234V233H90ZM151 234H152V232H151ZM203 234H209L208 232L207 233H205L204 231H203ZM217 234V233H216ZM216 234H215V236H216ZM243 234V233H242ZM99 234H97L96 235V238H97V236H98ZM102 234H100V236H101ZM108 235V234H107ZM107 235H106V237H107ZM134 235V236H133ZM218 235V234H217ZM67 236H69V238L71 237L74 241H73V245L70 243L69 244V246L67 245V242H69V240L70 239H68V240H66L67 239ZM99 236V237H100ZM105 236V235H104ZM139 239H141L140 237H142V239L143 240H137L138 238ZM140 236V237H139ZM148 236V235H147ZM156 236V235H155ZM179 236V235H178ZM203 236V235H202ZM202 236H197V237H192L191 239L193 240L192 241V243L194 242L196 245H198V243H200V242H198V243H196L197 242V238L198 237H202ZM211 236V235H210ZM213 236V235H212ZM238 236H240V237H244V236H241V235H238ZM251 236V235H250ZM95 237V236H94ZM187 237V236H186ZM185 236H184V238H186ZM203 237H206L205 235L203 236ZM90 238V237H89ZM107 238V239H108ZM174 238V237H173ZM178 239H179V237H177ZM91 239V238H90ZM94 239V238H93ZM97 239H99V238H97ZM150 239V237L148 236V240ZM177 239V240H178ZM211 239V238H210ZM219 238H217V240H218ZM238 239H240L239 237H238ZM92 240V239H91ZM94 240H96V239H94ZM94 240H93V243H94ZM100 240V239H99ZM98 240V241H99ZM147 240V241H148ZM153 240H154V233H153ZM187 240V239H186ZM199 240V239H198ZM203 240V239H202ZM206 240H207V237H206ZM213 240V239H212ZM211 240V241H212ZM217 240L215 241V242H217ZM220 240V239H219ZM105 241V240H104ZM103 241V244L101 243V245L103 246L104 244L105 245H107V243H105ZM107 241V240H106ZM173 241H175V240H173ZM201 241V240H200ZM221 242H218V243H213L212 244V246L211 247H213L214 245H215V247H216V249L219 247L218 246V244H224V242H223V240H220ZM242 241V240H241ZM239 242V243H242V244H240L241 245V249H242V247H244V249L243 250H245V245H248L247 244V242L248 241H242V242ZM100 242V241H99ZM102 242V241H101ZM108 242H109V240H108ZM146 242V241H145ZM148 242H150V241H148ZM153 242V241H152ZM189 242V241H188ZM210 242V241H209ZM243 242H245V244L243 245ZM98 243V242H97ZM110 243V242H109ZM108 243V244H109ZM174 242H171V244L170 245H172ZM191 243V240H190V242H189V244L188 245H190L189 247H190V249H191V246H192V244H190ZM96 244V243H95ZM139 244H141V243H139ZM146 244V243H145ZM155 244V243H154ZM158 244H160V246H162L161 245V243L159 242V243H156V245H158ZM163 244V243H162ZM97 245V244H96ZM95 245V246H96ZM104 245V246H105ZM111 244H109L108 246H110ZM127 245V248L128 247H130V246H128ZM142 245H143V243H142ZM195 245V246H196ZM203 245H205V244H203L202 243V246ZM236 245V244H235ZM234 244H233V246H235ZM249 245H251V244H249ZM95 246H94V248H95ZM99 246V245H98ZM98 246H96L97 247V249H98ZM103 246V247H104ZM153 246V245H152ZM159 246V247H160ZM172 246H175L176 247V245H172ZM183 247V245H180V247ZM194 246V247H195ZM201 246V247H202ZM206 246V245H205ZM233 246H230V249H229V247H227V248H225V249H217V250H219V254H221L220 256H224V257H226L227 255H230V254H227V253H229L230 251L229 250H232L233 251V253L231 252V257H232V254H234V249L235 248H232ZM85 247H87L86 248V250L88 249L89 251H85ZM100 247V246H99ZM111 247V246H110ZM110 247L108 248L109 249V251H108V249H107V251H108V257H110L109 255V252H111L110 250ZM146 247V246H145ZM177 247H178V250H180V247H179V244H177ZM176 247V248H177ZM186 247V245H184V252H186V251H188V253H189V250L187 249V247ZM200 247V248H201ZM236 247V246H235ZM81 248V249H80ZM93 248V249H94ZM114 248V249H115ZM131 248V247H130ZM150 248V247H149ZM163 248V246L161 247V248H158V249H162ZM173 248V247H172ZM207 248H209L208 246H207ZM251 248V247H250ZM83 249V250H82ZM92 249V251H94ZM102 249H104V248H102ZM152 249V248H151ZM154 249H157L156 247L154 248ZM187 249V250H186ZM196 249V248H195ZM205 249V248H204ZM226 249H227V251H226ZM240 249V250H241ZM247 249H249V247L247 248ZM98 250H100V248L98 249ZM97 250V251H98ZM174 250H176L175 248H174ZM202 250V249H201ZM206 250V249H205ZM215 250V249H214ZM221 250V251H220ZM223 250V251H222ZM235 250H237V249H235ZM100 251H102V250H100ZM105 252H107L106 250H104ZM114 252H116L115 250H113ZM131 251V250H130ZM157 251V250H156ZM199 252H200V250H198ZM203 251V250H202ZM207 251V250H206ZM246 252H247V250H245ZM244 251V252H245ZM260 251V250H259ZM95 252H96V250H95ZM104 252V253H105ZM160 252V253H159ZM157 251V253H159V255L160 256H158L157 257V254H156V256H155V258L157 259V258H159L158 260H160L161 258H163V257H161L162 256V254L163 253H161L162 251ZM222 252V253H221ZM264 252V251H263ZM262 252V253H263ZM100 253H102V252H100ZM120 253V252H119ZM187 253V254H188ZM197 252L195 251V253H194V255L196 254ZM205 253V252H204ZM204 253H202V254H204ZM236 253V252H235ZM177 254V253H176ZM182 254V253H181ZM184 254V253H183ZM260 254H261V251H260ZM97 255H98V253H97ZM111 255H113V252H112V254ZM172 255H174V254H172ZM178 255L180 256V254L178 253ZM176 256V255H174L173 257H174V259H175V261H173V262H178L177 260L181 257H179V256ZM199 255V254H198ZM205 255H208V253L206 254H204V256ZM211 255H212V253H211ZM214 255V254H213ZM218 255V254H217ZM235 255H238V253H236ZM235 255H233V256H235ZM262 255H264V253L262 254ZM184 256H187V255H184ZM197 256V255H196ZM200 256V255H199ZM220 256H218V257H220ZM161 257V258H160ZM175 257H179L177 260H176V258ZM206 257V256H205ZM205 257H204V259H205ZM215 257H216V255H215ZM223 257V258H224ZM141 258V257H140ZM183 258V257H182ZM182 258H180V259H182ZM198 258H200V257H198ZM222 258V259H223ZM230 258V257H229ZM229 258H226V259H228L229 260ZM262 258H264L263 256H262ZM69 259H71L70 261V263H69V261H67V260H69ZM111 259H112V256H111ZM144 259V258H143ZM156 259L154 260L156 263L155 264H157V262H158V260L156 261ZM164 259H165V256H164ZM173 259V258H172ZM180 259H179V261H180ZM197 259V258H196ZM202 259V258H201ZM215 259L216 258H214L213 256L211 257V259H209V260H212V263H214V261H215ZM218 259V258H217ZM216 259V260H217ZM231 259V258H230ZM108 260V259H107ZM106 260V261H107ZM132 262H135L136 260L135 259H133V257H132ZM220 260V259H219ZM225 260V259H224ZM223 260V261H224ZM117 261V260H116ZM127 261H128V259L124 262V261H122V260H120V262H121V264L122 263H127ZM140 261V260H139ZM161 262V264H162V260H160ZM165 261V260H164ZM182 261V260H181ZM180 261V262H181ZM188 261H189V259H188ZM187 261V262H188ZM198 261V260H197ZM226 261V260H225ZM224 261V262H225ZM63 262V261H62ZM97 262V261H96ZM131 262V263H132ZM200 262H202L201 260H200ZM200 262H199V264H200ZM227 262V261H226ZM94 263V262H93ZM111 263V262H110ZM116 263V262H115ZM165 263V262H164ZM179 263V262H178ZM177 263V264H178ZM198 263V262H197ZM61 264V263H60ZM64 264V263H63ZM91 264H92V262H91ZM114 264V263H113ZM119 264V263H118ZM134 264V263H133ZM141 264V263H140ZM144 264H145V262H144ZM148 264V263H147ZM166 264V263H165ZM174 264V263H173ZM176 264V263H175ZM192 264V263H191ZM229 264V263H228ZM232 264V263H231Z\"/></svg>","mask_w":264,"mask_h":264}]
</instances>
